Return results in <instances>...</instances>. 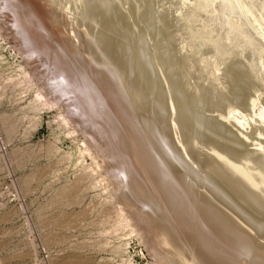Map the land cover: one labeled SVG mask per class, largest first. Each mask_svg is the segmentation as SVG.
I'll return each mask as SVG.
<instances>
[{
    "label": "rangeland",
    "instance_id": "1",
    "mask_svg": "<svg viewBox=\"0 0 264 264\" xmlns=\"http://www.w3.org/2000/svg\"><path fill=\"white\" fill-rule=\"evenodd\" d=\"M1 1L2 0H0V2ZM36 1H37L38 5H41L42 8L45 9L46 14H47L46 15L47 19H45L47 22L43 21L42 25L44 24L45 25V26L43 25L44 27H49L50 26L48 29L51 30V31H53V29H54V33L56 32L55 33L56 35L55 34L54 35L59 37L60 40L64 44L66 43L67 47L71 48L72 52H73L74 49H75V51L79 50V52L76 51L75 53H78L81 56H79L78 54H74V52H73V54L76 55V58L78 60H81L82 59L81 57L85 56V58L83 57V59H86V62L88 61V63L90 65H92L94 68H96V71H99L101 74L103 73V76H105V78H106V80H105L106 84L111 87V89L114 91V93H117L116 95H118V98L115 96V100L117 102H119V98L121 100V97H120L121 91L120 90L122 88H125V87H122V88L120 87L121 83H123V84L127 83V81L130 80L128 78H131V81H136V79L133 80V78H132V76L134 77V75L136 76L135 78H138L137 82L140 79V81H142V82H140V81L139 82L142 83V84H143V82L144 83L146 82V84L148 83V81L144 77L148 76L147 79L149 80V78L153 75L150 80H152V82L154 83V84L151 83L153 85H155L156 82H157V85L153 86L154 88L156 86L157 87L155 88L154 93L152 92L155 95V97L159 96V95L156 96V94H158L156 92L161 91V93H162L164 91V89L167 90L166 87H169L171 85V84H168L167 78L170 75H172V79L170 77L168 79H170L171 82L172 81L174 82V83L172 82L173 86H174L175 83H177V80H178L179 77H180L179 78L180 80H182L181 77L182 78L184 77L183 78L184 80H182V81L178 80L179 83L177 85H175V86H177V87H175V90L178 87H181V86H183L182 89H184L185 85H181V84H186L188 82L187 84L189 86H187V84H186L187 90H189L191 88V89H193V91H195L194 90L195 88L191 87V85L189 84V81H191L190 83H192V85L194 84V87H195V85H199L198 86L199 89H197V86H196V91L197 92H198V90L201 91V90L205 89L203 91L205 93V95H209L210 94V98L214 97V95H215L214 99H216V100H215V102H213L212 101L213 98L210 99L209 96H207V98L210 101L205 99L206 103L209 101L211 103V105H212V107H211L212 109L210 107H208L211 110H210V112L209 111L206 112L207 111L206 109H208L207 106L204 107V110H206V111H203V109H202L203 108L202 107L203 104L206 105V103H204L202 101L204 99V97L202 96L204 93L202 91H201V93H203L202 95H201L200 92L196 93V95H195V92H194V96L198 97L197 95H199V93H200L201 97H203V99L201 101H200L201 97H199V101L201 103L203 102V104L200 105V107H199V105H197V104H201V103H197L196 104V102L192 101L194 98L189 102L190 104L186 103L187 101H189L188 98H190V99L192 98V97H190V93L191 94L193 93V92H191L192 91L191 89H190L191 91H188L189 94H187V95H189L188 98H187L188 100H186V102L183 103V101L187 97V95L186 96H184V95L186 93H188V92L186 91V93H183L184 94L183 95L181 88H178L179 91H174V87H173L174 93L173 92L170 93V91L172 90V88H171L172 86H171V87H169V90H167V91H169L168 93H170V94H168L169 95L168 97L170 98V100L172 99L171 101H174L176 99V100L180 101L179 99L181 97L180 98L179 97L175 98L176 95L178 96V94H176V93L179 92V94H181L182 97L183 96L185 97V98L183 97L184 100L182 99V103L184 105L186 104V107H188V108L187 109H183L184 113L181 110V112H182L181 113L182 115H181L180 111H178L179 109H175V107H176L175 106L174 107L175 111L177 110V112H179L180 115L178 113L174 112V116H171V114H173V113H171L172 110L171 111H169V110L171 108L173 109L174 103H172L170 101L169 104H165L167 102V98H168V97H166V101L164 100L163 101L164 103H161V104H163V107H165L164 109L168 110V111H166V110L163 109V111H166L165 115H168L167 113H170L169 115L171 116V117L170 116H166L167 117V119H166L164 113H161V111H160V109H161L160 106L162 107V105H158V103H157L158 106L155 107V105L150 104L151 102H153L155 100V97L151 95L152 94L151 91L153 89L150 90L149 87H148L149 83L151 82L150 80H149V83L147 85L146 84L142 85V84H140L138 82L137 85L138 84L141 85V86H139V88L137 87V85H135L136 86L135 87L133 85V82H132V85H131V83H129L130 84L129 86L127 84V86L129 88L126 87L125 88L126 91H127V88H128V90H131L132 92H136V93H133V94H137L138 93L137 95H139V93H141L140 94L141 96L138 97V96H134L133 95L135 97V99H136L135 100L133 98V96H132V92L130 93L129 91H127V92H129V94L127 95V92L124 89H122L123 91L126 92V93H124V95L126 94L127 97L130 99V100H128L129 103L131 102V104L128 105V101L123 100L124 114H125V116L127 115V116H130V117L131 116L135 117V120L131 123V126H130V129L132 128L131 131H132L133 134H132L131 137L129 136V138H127V140H125V142H128V144L130 146L132 145L131 149L133 151H135L134 154H135V156L137 158L138 157L139 158L143 157L145 161H144V163L142 165L141 164L139 165L138 170L137 169H133V168H130V169L128 168V172H126V169H125L124 172H126V173H125V175L123 173L124 176H122L120 174H117L118 176L120 175V177L122 176L121 178H125L126 177L125 179H122L123 180L122 181V180H120V178L118 176H116V174H115V172H116L115 170L116 169L114 170L113 168H110V167H106V166L104 167V164L102 165V162L100 161V157H98L97 151L94 150V148L90 146L88 141H86V133L85 132L87 131L86 129L90 126L89 125L90 121H89V119L87 121L85 120L83 122L84 125H81V124L78 125V122H76L79 119V116L76 115V109H77V104H78L77 97L75 95L72 96V101L73 102L70 105H68V104L64 105L63 103H61L59 101L55 102V99L52 97V95L50 93L51 92L50 89L48 90V84H47L48 82H47V80H45L46 77H47V76L45 77V73L47 75L49 69L52 68V61L49 60V58H48L49 55L45 54L43 52H39V51L38 52H34V55H32V56H30L28 54L26 55V53H25L26 44L23 41V37L21 35H19L18 31L13 30V29H8L5 32V34H3L2 27H1L2 26V22L4 24H10L14 20V18L16 17V12H14L15 11L14 8H17V7H13L14 5H12V6H9V8L8 7L6 8V6H5V9H4L3 8L4 6L1 7L2 5L0 3V5H1L0 6V20H2V21H0V28H1L0 29V264H162V262L165 261L164 260L165 256H166V259H167L168 255H170L171 257L169 256L170 258L168 257L167 260H169V262H172L173 264H175V262H176V264H180V263H183V264H185V263L186 264L187 263L195 264V261H197L198 257H200V259L198 258L197 262H200L202 264L203 263L204 264L205 263L206 264H208V263H210V264H219L221 262H218V261H222V260L223 261H225V260H228V261L231 260L232 261V259L234 260V262L230 261L232 264H251V263L252 264H260V262L262 264V261H259V259L257 261L253 260L252 262H250V260H249V262H248V260H247L248 257L247 256H249V255L247 253H250V251L248 250V247H246L247 244H245V246L241 245V239L240 238H241V234H242L241 232H243V231L245 232L246 228L248 229V226H249V225L247 226V224H246L247 221L246 220H245L246 221L245 224H243L244 222H241L242 220L244 221V219H242V217L243 218L246 217L245 219H247V217L251 216L250 217V218H252L251 221H250L249 218L247 219L250 222H252V224L248 222L251 225H253V220L257 221V222H260V223H262L261 220L264 222V214H263L264 213V211H263V209H264V206H263L264 205V201L261 200L262 193L261 194L259 193V192H263L264 191V188H262L263 191L260 190L261 186L264 187V185H262L263 183H261V185H259L260 188L257 187V188H251V189H249L247 185L246 186L244 185L245 186L244 187V192L245 193L244 192H241V193L239 192V193L241 195H242V193H243V195L250 193L251 197L249 195H246L247 200H244V198L246 199V197L245 196L243 197V196H241L239 194L240 197L239 196L238 197L241 200H242V197H243V201H244L243 203H240L239 201H241V200H239L238 197H235V195L238 193L241 185L244 183V182L242 183L240 181L244 180L245 184H247V183L250 184V180H252V179H250V176H251V178H252V176L253 177L256 176L257 171H256V173L255 172L253 173L252 172L253 169L254 170H258L256 167H258L260 169V166L263 165L261 167L262 168L261 171L263 172V170H264L263 169V167H264L263 163L264 162H261L262 165H260V166L259 165L256 166V164H258L256 162L259 159L261 161H263L262 159H264V157L257 158V159L254 158L253 154L251 152V144H248L247 146H243V147H239L238 146V148H236V150L234 148H232L235 145H236L235 147H237V141H236V139H235L233 134H232L233 135L232 136L230 132H228V134L225 133L227 131V127L226 126L224 127V123H223V122H225V125L228 124L227 119H229V117L227 115H224V114L227 113L228 109L230 111H232L234 109V105L236 104L235 106H237L238 102L237 103L233 102L235 100V99H233L235 95L236 96L240 95L239 96L240 98H242V97L245 98L246 97L245 99L247 100L246 101L245 99H242L241 103H240L241 99L238 100L239 97H236V100H235V101H239L240 105L243 103V107L242 108H244V109L246 108L245 110L243 109L244 112H242L241 111L242 108H240L241 109L240 110L241 114L243 115V119L242 120H244V118L247 119V118L251 117L250 116L251 113H249V110H251L253 108L258 109L259 108V104L261 106L262 105V100L264 101V86H263V84H264V43L262 41H260L261 39L260 40L258 39L259 43L257 42L258 40L257 41L255 40L258 43L257 46L259 45L258 47L256 46L257 49L255 48V50H257V51L250 50L248 47L246 49H244V50L241 49V52L244 51L243 54H244V58L245 59H243V60L248 66L247 69H243V67H242L243 65L241 63H239L238 60H236L237 59L236 58L237 55L240 53V48L237 50V47H236V50H235L234 48L231 49V48L227 47V48L231 49V50L228 49V51H227L226 48H225L226 50L225 49L224 50L221 49L220 50L221 51L220 52V54H221L220 56L217 55L219 52H216L217 49H215V45H214L215 44L214 43V41H215L214 39H215V35H216L215 32L219 29V27H217V26H219V23H218L219 21H217L218 19H216L217 18V10H218V9H216V6L219 4V1H221V0H214L213 4H209L210 2L209 3L206 2V3H208V5L206 4L205 7H203L204 5H200L199 4L201 2L200 0L199 1L197 0L198 2L196 0H195V2H194V0H191L192 2H194L193 4H195L197 2L198 5H199L198 8H200V9L193 10L195 14H192L193 11H192V13L189 12L188 14L186 12L185 13L183 12L184 15L182 13L180 14L179 9H178L179 6L176 7V5H178L177 2H180V0L179 1L178 0H174V1L173 0H171V1L170 0H157L158 4L154 3V5L156 4V6L158 8L159 7L160 8L158 9V8H156V6H154V8H153V6H152V10L156 9L155 12L153 11L154 13L151 10V12H152L151 14H154V18L155 17L158 18V16H160L162 14L165 15V16H170V14H173V12H174V16H175V14L177 15L178 12H179V15H180L178 17L176 16L177 18L176 17L174 18V16L171 15L173 17V19H170V20L166 21L167 25L166 24L164 25L163 30L166 32V35L168 36V38H167L168 40L166 39L167 40L166 41V44H167L166 48L162 49L161 44H160L161 43V41H160L161 38L159 39L160 36L158 37L160 31L157 32L158 29L161 30V28H159V26H157V24L154 23L153 27H155V25H156L157 29L155 27L154 28L155 30L153 31V27H152V29L149 28L150 31H147V32H149L148 33L149 35H148L143 30L144 26H145V29H146V26H147V25H145L146 24L145 22H147V21H145L146 20L145 16H141L142 18H139L140 15L138 17H135V16L131 17V15L133 13L131 11H134L133 7H131V6H134V4H133L134 2H136L135 3V5H136L137 3H139V1L138 0H130V1L133 2L132 3L133 5L132 4L130 5V1L129 0H127V1L126 0H123V1L119 0L120 4H122V5L120 6L119 3L117 4V1H116V4L118 5V7H117V5H116V7L117 8H122L124 6L123 7L124 10L122 9L124 14H125V16L123 18L124 19L123 22H125V21L130 22L131 21L130 18H132V21L130 22L131 26H132L131 27V31L130 32H126L128 34L127 37H125L126 35L124 36V34H123V37H121L120 40H122V42L125 43V41H123V38L125 37L126 39L129 38L127 40V41H129L128 44L133 42L131 40H134L133 38L134 37L136 38V36L139 34L140 31H138V30H141L142 32H144V34L140 32L141 34H139L138 36H141L143 34L144 36L143 35L142 36L145 37V39H148V37H150V39H148L149 43L146 40H144V39L143 40L145 42H147V43H142V42H144L143 40H142V42L140 41L141 43L138 42L140 48L138 47V45H137V48L140 49V50H137L133 46V44L131 43L130 45L133 46L136 49L132 53H129L128 46H130V45L126 46V45H121V43L120 44L118 43L119 45L123 46V56L122 57H123V59H125V61H126L125 63L128 62L130 64L129 65L127 63V65L129 67H126L127 65H125V63H124L125 66H124V68H122V70H124L125 68H128L129 70L131 69V70L129 72H126V70L128 71V69H125L124 71L117 70V69L116 70L120 71L119 73L124 72L121 75H126L127 74V76H128V73H130L131 77L128 76V78H126L127 79V81H126L125 79L122 80V77L120 76V74H119L118 77H116L117 79L112 76V72L114 71V70L112 71L113 67L114 66L117 67V65L119 63V60L121 59V57H120L121 56V51H120V54H118L119 53V50H118L117 51L118 55L116 54L117 56H115V54H113V52L116 53L115 51H113V52L110 51L109 49L106 48L105 45H102L103 43L101 41L99 42L98 40H95L97 38L94 36V38H95L94 39L93 36H92V35L95 34L93 32L94 30L92 28L96 29L97 25L99 27V24H96L98 22H96V23L94 22L95 24L92 23V27L90 28L92 31H90V29H89V32H86L85 29H83L85 27L84 26V24H85L84 23L85 22L84 18H85L86 12L82 13V14H84L83 15L84 18H83V16L81 15L82 11L80 12V10L81 9L86 10V8H87L86 4H85V6H86V8H85L84 3H82V1L80 2V0H74V1L73 0H68V1L67 0H65V1L64 0H57V1L56 0H36ZM90 1L91 0H87V1H85V3L88 2V4H91ZM106 1H108V0H106ZM191 1L190 0L188 1V2H190L189 5H191L192 7L197 5V4H195L193 6V4H191L192 3ZM203 1L204 0H202V2ZM259 1L262 2V0H258L257 3H255L253 1V3H254L253 5L258 6L259 4H262ZM103 2L105 3V0H103ZM108 2H109V4L107 2H106V4H108L110 6V3H111L110 0ZM123 2L125 3V5H124ZM144 2L146 3L148 1L144 0ZM169 2H171V3H169ZM239 2H241V3H238L237 6L240 7V8L243 7V5H242L243 3L242 2H244V1L241 0ZM80 3H82L81 4L82 6L80 5ZM141 3H143V0H142ZM204 3H205V1H204ZM106 4H104V5L100 4L99 8H101L100 6H103L104 9L107 8L108 5H106ZM105 5H106V7H105ZM129 5H130L132 10L130 9ZM137 5L140 6V3L137 4ZM137 5H136V7L134 6V8H137ZM158 5H160V6H158ZM72 6L74 7V9H73ZM75 6H78L79 8L75 7ZM140 7H142V6H140ZM202 7H203V10H202ZM207 7H208V9H205ZM218 7H219V5L217 6V8ZM127 9H129L131 11H129ZM139 9L140 8L135 9L137 11V13H138ZM63 10H65V11H63ZM72 10H74V11H72ZM55 11H56V13H55ZM69 11H72V14H70L71 12L69 13ZM136 11L133 13V15L134 14L137 15ZM198 11H199V13H198ZM73 12H75V13L73 14ZM215 12H216V14H215ZM219 12L220 11H218V15H219ZM3 13L5 14L4 15L5 17L3 16ZM100 14H103V13L100 12ZM208 14H210L211 16L208 15ZM72 15H74V16L72 17ZM142 15H144V14H142ZM214 15H216V16H214ZM261 15L262 14H260V17L257 18L258 21L256 20L255 24L253 25V28H256V30L258 28L257 26H259V24H261L263 22V20H264L263 19L264 15H262V16ZM213 16L216 17V18H214ZM19 18H23V16L19 17ZM151 18H153L152 15H151ZM156 18L153 19V20H157ZM142 19H144V21ZM183 21L185 22V24H184ZM235 21L233 20L232 24L235 23ZM142 22H144V25L142 24ZM46 23H48V26H46ZM137 24H138V27H137ZM186 25L188 27H186ZM52 26H53V28H52ZM192 26L195 27V29ZM197 26H199V27H197ZM119 28L121 29V26L118 27V24L114 25L113 29H114V33H115L114 35L115 36H117L121 32ZM190 28H191L192 32H191ZM215 28H217V29H215ZM43 29L45 30L47 28H43ZM115 29H117V30H115ZM151 31L153 33H155V31H156L157 35L154 36L155 34L154 35L152 34L153 36H150L151 35L150 34ZM207 31H208V33H207ZM27 32L29 33V31H27ZM27 32H25L26 36L28 35ZM136 32L138 34L135 36ZM161 32H162V30H161ZM190 32H191V35H190ZM175 34H176V37H175ZM181 34H182V36H181ZM204 34L207 37L209 36L210 38L208 37L209 38L208 39ZM246 34H247V36H250V34L249 35H248V33H246ZM145 35L146 36L148 35V37H146ZM188 35H189V37H188ZM28 36H30V35H28ZM90 36H92V37L90 38ZM244 36H245V34H244ZM247 36H245V37H247ZM155 37H158L160 43L156 40L157 38L154 39ZM142 38L140 37V39H142ZM151 38L154 39L153 43H155V40H156V45H154L151 42L152 41ZM204 38H207V41ZM261 38H263V40H264V34L261 35ZM137 39H139V37L134 40V45L138 44V43H135V42H137L136 41ZM45 40H46V38H45ZM86 40L87 41L91 40V42L88 41V43L90 42L89 44H92V45H90L91 47L88 46V43L86 44ZM202 40H204V41H202ZM250 40H251V38H250ZM97 41H98V43H97ZM255 41L253 39V41H252L253 44L255 43ZM150 42L156 47L154 48V46ZM203 42H204V45H203ZM199 43H200V45H199ZM95 44L97 45L96 47H95ZM126 44H127V42H126ZM148 44L153 46V48H151V46L148 45ZM159 44H160V47H157V45L159 46ZM251 44L252 43L250 42V45ZM145 45L150 46V48L153 49L152 50L153 52L151 53L150 52L151 49L149 50V47L147 46L148 48H146ZM254 45L252 47H255ZM80 46H81V48H80ZM125 46H126V49L128 48V53L126 52L127 50L125 49ZM200 46H205V47L202 50L201 48H203V47H200ZM100 48L102 50V52L100 53L101 55L100 54H96L98 51L99 52L101 51ZM102 48L107 49L106 50L107 52L109 51L110 54L112 53L113 56H115V59H116V60L114 59L115 62L111 58L113 56L110 55V54H109L110 56L107 55L106 54L107 52H105V54H103L104 56L107 55L106 58L108 59V61L105 60L106 58L104 56H102V53H104L103 52L104 49H102ZM144 48H146V49H144ZM196 48H198V49L196 50ZM199 48H200V50H199ZM158 49L159 50L162 49V50L159 51L160 53H156L154 55V52H157ZM131 50H133V49H131ZM131 50H130V52H131ZM146 50H148L150 52V55H148L149 52L146 51ZM164 50H165L164 54H169V53L173 54L174 53L173 57L177 58V59L175 58L177 60V63L175 62V65L178 64L177 66H174L173 63H171L173 65V67H171L172 65L169 66L170 63L166 62V61H168V60H166V58H164L165 59V63H164L163 62L164 60H162L163 59L162 57H159V59L157 57H155L156 55L161 54V52H162L161 55H163V51ZM178 50H179L180 54H179V52H177ZM136 51L139 52V54L143 53L144 56H146L144 58V56L140 55L141 58L143 57L141 59V62H139V59H137V56L139 57V55L137 54ZM197 51H199L200 53L197 52ZM226 51H227V53H226ZM251 51H252V54H249V53H251ZM260 51H262V52H260ZM80 52H81V54H80ZM175 52H176L178 57L175 56L176 55ZM254 52H256V54ZM35 53L39 57H36ZM93 53H95V54H93ZM133 53L137 54V56L135 54L136 57H134L135 61L132 58L130 59V55L132 57ZM128 54H130V55H128ZM152 54L154 55L153 57H155L154 59H157L159 61L156 62L154 60L155 61L154 62L153 59L151 58ZM247 54H248V56H247ZM98 55H99V57H98ZM216 55H217V57H216ZM77 56L79 58H81V59H79ZM100 56H102V58H103V60L105 62H101L102 59H101ZM108 56H109L110 59L108 58ZM231 56H233V57H231ZM116 57L117 58L119 57L120 59L118 58V60H117ZM163 57H165V56L163 55ZM36 58H39V59L37 60ZM96 58H98V59H96ZM232 58H235L236 62L232 61ZM30 59L31 60L34 59L35 61H31ZM149 59L152 60L150 62L151 63L150 65H152L153 62H154V64L157 63V65H154V66H157L158 68H160V70H162L161 71L162 74L164 72L165 75L164 74H163V76H159L161 74L154 75L156 72L157 73L160 72V71H158L159 69L157 67H156L157 71H155L156 69H155L154 66L152 67V66L148 65V66H150L149 67L150 70L153 68V70H151V72L155 71V72H153V74L152 73L150 74V70L149 69L145 70L146 68H148L147 66H146V68H144L145 67V62L147 60V63H148ZM97 60L99 62H96ZM144 60H145V62H144ZM49 61L51 63H49ZM116 61H118L117 64H116ZM137 61L140 64L142 63L141 66H140L141 69H139V70H138L139 66L136 65V64H139V63H136ZM107 62H108V64L110 63V65L113 64L114 66L113 65H112V67L109 66L107 64ZM162 62L164 63V65L162 64ZM231 62H232V64H231L232 66H230V68H229L228 64H230ZM102 63H103V65H102ZM147 63H146V65H147ZM158 63H160V64H158ZM252 63H254V64H252ZM165 64L168 65L170 68H167L168 67L167 66L166 67L167 69L165 68L166 71H163V69H164L163 66L165 67ZM106 65H107V67H106ZM158 65H161L163 69L161 68V66H158ZM186 65H188L187 66L188 68L186 69L188 72L185 70L187 73H185V71H184V67ZM136 66H138V67H136ZM174 67H175V70L178 69L177 71L173 72V73H176V75H174V76H179L178 78L173 77L172 70L174 69ZM232 67H234L233 68L234 70H232ZM143 69L147 73L145 71L144 72L141 71V72L138 73V71L143 70ZM168 70L171 72V73L169 72L170 75H168L166 73V72H168ZM235 70H237V72L239 71V74H237V72ZM178 71H179V74H178ZM38 72H40V73H38ZM183 72H184V76H183ZM234 72H236L235 76L238 75L237 78L234 77V74H233ZM255 72H256V74H255ZM140 73L142 75H136V74H140ZM143 73H145L146 75L144 74L145 75L144 76ZM180 73H182V75ZM202 73H204V74H202ZM101 74H98V75H101ZM185 74H187V75L190 74L191 75V80L188 79V78H190V75L189 76L186 75L187 78L185 79ZM110 75L113 77V79H112V77ZM137 76H139V77H137ZM141 76L143 77V79H145V81H143V79L141 80V78H140ZM155 76L159 77V79L157 77H155ZM165 76H166V78H165ZM241 76H242V79H241ZM119 77H121L120 78V80L122 81L121 83L118 82ZM123 77L125 78V76H123ZM163 77H164V79H163ZM155 78H156V81L154 80ZM202 78H206L208 81H205L206 79H202ZM234 78L236 80L238 78H240L242 82H244V80H246V78L248 80L245 81L246 83L244 82L245 86H243L244 83L241 82L242 86H243L242 87L241 83H239L240 79H238L239 81L237 80V83H238L237 84L235 82L236 80ZM232 79L234 80L235 84H234V82H232ZM157 80H159L160 83ZM161 80L162 81L165 80L163 82L164 84L161 82ZM202 80H204V82H206V84ZM183 81H186V82L184 83ZM105 82H104V84H105ZM165 82H167V83H165ZM180 82H181V84H180ZM251 82L254 83V84L251 85L252 84ZM169 83H170V81H169ZM231 83L234 84L233 86L237 85V86L234 87L235 90L233 89V94H234V92H236V93H238V95L236 93L233 96H232V94L231 95L228 94V93H231V92H228V90H226V89H229V87L231 86ZM123 84H122V86H123ZM134 84H136V82H134ZM165 84H167V86L163 87V86H165ZM100 85H102V84H100ZM100 85H99V88L101 87ZM103 85H102V87L100 89L104 88L105 85L104 86ZM160 85L162 86L161 90H160ZM256 85H257V87H256ZM124 86H126V84ZM132 86H134V87H132ZM144 86L148 87V88H145V92L144 93H146V89L147 90L149 89L148 90L149 92L148 91L147 92L151 93V94H147V93L146 94L147 95H151V96H149V98L154 97L153 98L154 100L151 99L153 101L149 102V104H150L149 106L146 105L148 103L139 102V103H142V104L137 103L138 105L135 103V102L140 101L141 98H142L141 101L144 98L145 100H143V101L147 102L146 100L148 99V96H147V98H145L146 96L144 97V95H145L143 93L144 89L142 88ZM202 86H205V87H202ZM233 86L231 88H233ZM238 86H239V89H238ZM46 87H47V89H46ZM240 87H241V89H240ZM247 87H249L248 88L249 91H248V89H247V91L249 92V94L251 93L250 95H252L253 94L252 92L255 91L254 92L255 94L252 95V96H254V98L251 97L248 94L247 91H245L246 89L244 90V88H247ZM251 87H252V89H250ZM254 87H255V89H254ZM133 88H135L134 89L135 91L132 90ZM141 88L143 90H141ZM170 88H171V90H170ZM214 88H215V90H214ZM231 88H230V90H231ZM157 89H158V91H157ZM242 89H243L245 94L243 93ZM139 90H140V92H137ZM185 90H186V87H185ZM185 90L183 92H185ZM251 90H252V92H250ZM110 91H108V93H110ZM219 91L220 92L227 91L228 93L225 92L223 96H226V94H228V98H229V96H232V97H230L233 100V101L231 100V102H230V98L229 99L228 98H224V99H228L227 101H229V103L232 104V105H228L231 108H229L226 105L228 103H227L226 100H224L222 98L223 97L222 93H220ZM239 92L241 94L243 93V95L241 96V94ZM214 93H217V95L219 94L221 96L220 97V98H222V99H220L221 101L218 100L219 96H217ZM105 94H107V93L105 92ZM172 94H173V96H175L174 98H171V97H173ZM246 94H248V95L244 96ZM129 95L131 96V98L129 97ZM211 95H212V97H211ZM136 97H138L139 99L136 98ZM196 97H195V99H196ZM169 98H168V100H169ZM249 98H251V99L253 98L252 99L253 101L251 99H249ZM131 99H133V101ZM248 99H249V101H248ZM157 100H159V99L156 98V101ZM223 100H224V102L226 104L223 102ZM243 100L245 102H243ZM155 102H154V104H155ZM160 102H162V100ZM191 102H192V104L195 103L200 108L198 110L199 111V115H197V116L194 115L193 118L194 117L195 118L198 117L201 120V121L198 120V118L197 119H195V118L193 119L192 118L194 120L193 122L191 121L192 124L194 126H196V127L198 126V124H201V125L203 124L202 125L203 132L206 133V130H207L208 131L207 134H210L211 132L209 133V130L212 131V134H210V136L213 135L212 136L213 138H215L214 137V132L215 131L211 130V128L216 127V132L218 133V136H219V138L218 137H216V138L221 140L220 141L221 143L218 140L216 141V143L219 142L218 144H220V145L222 144V141L224 143V145H223L224 148L220 147L222 151L219 148V152H221L222 156L223 155L225 156L226 151L228 150V148L231 147L230 149L235 150L234 151L235 152L234 153V157L235 158L234 157L230 158V156L228 157V155L225 156L226 158L228 157V159H226L224 156H223V158H225V159L220 158L218 156H221V154L218 152L219 153L218 156L214 155L216 157L213 160L210 159V158L214 157V156H212L214 154V150L212 151V149H218V147H217L218 145L210 143L211 140H210L208 135H207V138H206V135L203 138V136H204L203 134H201V135L199 134L200 137L199 136L198 137L195 136L193 134L195 132V130H196V129L193 128L194 126H192V128L194 130H191L190 126H189L190 128L186 129V127H188V126L182 125V126L185 127L186 130L189 131V129H190L192 131V134L196 137V139L193 137V135H192V139H191V137H190L191 136L190 135L191 131L189 132V134H188V131L186 132L185 130H184L185 132L182 131V133L179 132V131L177 132V130H181L182 129V127L180 128L181 123L184 124L185 123L184 120H187V118L191 116V115H189V114H191V111L193 113L194 108L197 107V106L193 107ZM249 102H252V103H249ZM187 104H189V105L187 106ZM244 104H246V105H244ZM250 104H251V106H250ZM263 104H264V102H263ZM134 105L135 106L137 105L136 108H135ZM165 105L167 107L170 106V107H168L170 109H167V107ZM207 105H208V103H207ZM211 105H208V106H211ZM248 105H249V107H248ZM143 106H145V107L143 108ZM152 106L156 108L155 110H157V116H155L156 114L151 115L152 113H155V112L152 111V110H154ZM244 106H247V107H244ZM157 107H159L160 109H157ZM198 107H197V109H198ZM237 107L239 108V105ZM263 107H264V105H263ZM137 108H138V110H136ZM139 108H141L143 110V112ZM148 108H149V111L147 110ZM236 108H235V110H236ZM249 108H251V109H249ZM68 109H70V110H68ZM134 109H135V111H134ZM145 109H146V111H145ZM174 109H173V111H174ZM197 109L195 108V111H197ZM260 109L264 110V108L263 109L260 108ZM67 111L70 114V116L73 118V120H72L71 117L68 118L69 115L67 116V114H68ZM158 111H160V112H158ZM185 111H187L188 114H187V112L185 114ZM245 111H247L248 113H246ZM200 112H204L205 115L203 113H200ZM196 113H198V112H196ZM209 113H211V115H209ZM221 113H223L222 116L220 115ZM145 114H146V116H145ZM158 114L160 115V117L164 116V118L163 117L162 118L159 117L160 118L159 119L158 118V116H159ZM184 114L188 115V116H186L187 117L186 119H182V118L185 117V116L183 117ZM194 114H195V112H194ZM207 114H208V116H211V117L215 116V119L219 120V122L215 121L214 118L213 119L211 117L208 118L206 116ZM241 114H239V115H241ZM177 115H178V117H177ZM179 116H180V119H182L183 121H181L180 119H179L180 121L178 120ZM181 116H182V118H181ZM205 116H206L207 119L205 118ZM225 116L228 117V118H226ZM173 117H174L175 123H176V121L178 122L179 126L177 125V123H176V125L180 129L177 127L178 129L176 130V127H175L176 125L174 123V120L172 122V120L169 119V123L166 121V120H168V118L173 119ZM176 117H177V119H176ZM220 117L221 118L223 117L224 120L221 119ZM116 118H118V116ZM157 118H158L159 121L157 120ZM202 118H203V120L205 118V121L208 120L207 125L205 124L206 122L203 123ZM210 118H211V120H209ZM241 118H242V116H241ZM162 119H164V121ZM225 119H226V121H225ZM117 120H119V119H117ZM212 120L215 122V123H213L214 125L211 124V123L209 124V121L213 122ZM148 122H149V124L152 125V129L154 130V133L155 134L157 133L163 140L165 139L164 142H166L167 145L168 144H171V145L172 144L173 145L176 144L175 145L176 147H172L173 145L172 146L170 145V148H169V145H168L167 146L168 149L165 148V150H164L163 147L161 148L160 145L157 144V143H155L156 146L152 145V144H154L155 141L153 139L151 140V138H152L151 135H148L147 133H145V129H146L145 127L146 126L144 124L148 123ZM170 123H172L171 126L173 125L172 126L173 128H170L171 127ZM192 124H190V125H192ZM221 124H222V126H220ZM162 125H164V126H162ZM208 125H209V127H208ZM210 125H212L213 127H210ZM174 128H175L176 131H174ZM170 130H172V131H170ZM217 130L220 131V132H218ZM221 131H223L224 134H222ZM172 133L175 134V136ZM178 133H181V134L179 135ZM184 133H186L187 135H190V136L186 135V137H190V138H186L185 139V136H184L185 134ZM220 134L222 136L221 139H220ZM134 135H136L137 138ZM181 135L184 136L183 137L184 139L182 138ZM228 136H229V138H228ZM252 136L254 138L256 136V134L252 135ZM132 138H134V141H133ZM174 138H176V139H174ZM177 138H178L179 141L177 140ZM197 138L198 139L199 138L200 139L201 138H203V139H208L209 138L208 139L209 141L208 140L207 141L204 140L205 143L208 142L207 146H206L205 143L202 144L203 140L199 141V146H204L206 149L209 148L207 151L205 150L204 147L203 148L201 147L203 150L200 149L199 146H197L198 143H196V145L194 144L196 142V140L198 141ZM213 138H211V139H213ZM223 138L227 142H231L232 140H235L236 144L233 146L234 141H232V143H233L232 146H231V143H230V147H228L229 144L226 142V145H225V141H224ZM182 139L186 141V142L182 141L184 143L183 144L184 146H181L182 144H178V143L181 142ZM172 140H173V142H172ZM192 140L194 141V143L192 142ZM174 141H175V143H174ZM134 142H136V144ZM140 142L143 145L139 146ZM188 142L190 144H188ZM191 142H192V144H194L197 147V149H195L196 148L195 146H194L195 148H193V145L191 144ZM251 142L252 141H250V143ZM134 144H135V146H134ZM185 144H186L187 148H185L186 147ZM188 145H192V147L188 146ZM157 146L160 149H158ZM226 146H227V148H226ZM178 147H180L181 149L178 148ZM247 147H248V149H247ZM190 148H191V150H190ZM240 148L241 149L243 148V150H241L243 152L239 151ZM230 149L228 151H230ZM181 150L183 151V153L185 152L186 154L185 153L183 154L181 152ZM189 150L190 151L194 150L193 152H196V153H198V150L202 151L200 153L206 154V156L204 155L205 158L202 156V159L204 158L203 159L204 163L206 162L205 161L206 157L207 158L209 157L207 160H210V161H207V164L205 163L203 166H201L203 164V160L201 159V155L202 154L198 153L199 154L198 156H199V158L201 160V163L199 164L197 162V159H199V158H197L198 156H196V154H194L193 152L191 153ZM209 150H211L212 152L209 151ZM139 151H140V153H139ZM143 151H146L145 154H144ZM161 151L162 152L165 151V153L163 152L161 154L160 153ZM205 151H206V153H205ZM208 151L211 152V155H209V156L207 155V153L210 154ZM216 151H218V150H216ZM224 151H225V153H224ZM157 152H159L160 154H157ZM179 152H180L181 155L179 154ZM236 152L239 153V155L241 153V156L239 157V155H237V157H236V154H237ZM151 153H152V156H151ZM232 153H233V151H232ZM176 154L179 155V156H177ZM190 154H194V155H190ZM216 154H217V152H216ZM159 155H162V156H159ZM183 155L185 156L184 159H183V157H184ZM242 155H244V156L242 157ZM167 157L169 159H171L170 161H172V162L175 160L177 162L176 166H175V162H173V163L168 162L167 161ZM178 157L181 158L183 161L181 159H179ZM246 157H247V159H246ZM249 157H250L249 160H251V162H249V161L248 162L250 164L252 163V165H253V162L256 161L255 164H254L255 167L249 165V163L246 161V160H248ZM193 158L196 159V160H194ZM229 158L230 159H234L235 160L234 163L236 161H238V159L241 161L244 158L243 160H245V161L242 160L241 162H244V163L246 162L248 165L246 163H245L246 165L243 163L245 165V167H243L241 165L242 163L240 164V161H238V165H236V164L234 165V163H233V165H234L233 166L232 165V161L233 160H230ZM236 158H238V159L236 160ZM162 159L166 160V161H163ZM186 159H188L187 160L188 163L186 162ZM211 160L213 161V164H211L212 166L208 165L209 162L212 163ZM218 160H220L222 163L220 161H219L220 162L219 163ZM227 160H230V161L228 162ZM252 160H253V162H252ZM260 160H259V162H260ZM192 161H193V163H192ZM165 162L170 164L172 168L170 167V165L169 166L166 165ZM180 162H181V167L177 168V165H178V167L180 166L179 165ZM184 162H185V164H184ZM214 162L219 167L222 166V168H224V169L227 168L226 170L228 172H226V170H225L226 175H228V178H226L227 181L230 178H231L230 180H232V181L235 180L236 181V182L233 181V183L230 180L228 181L230 183V186H231V183L233 184L230 189H234L236 187L235 183L239 184L237 182V180L238 181L240 180L239 181L240 185H238L240 187L237 186V188H235L234 190H228V188L230 186H229V183H228V185H226L227 182L226 183L224 182L225 181L224 180L225 177H227L222 171L224 169H222V168L219 169V167L217 169V166L216 167L213 166L215 164ZM227 162L229 163L228 166L231 165L232 168L236 166L234 169H237V167L239 165H241V167H238L239 169L242 170L241 173L244 172L243 171V170H245L244 168H246V166H248V168L252 169V171L250 170L249 173L255 174V176L252 175V174L251 175L249 174L250 176L248 178L250 180L247 179V177H243V178H246L248 182L246 181V179L241 180L243 175H238V174H240L239 172H238V174L236 173L237 175L234 174L235 172L233 173V171H236V170H234V169L232 170V168L228 170V168H230L231 166L228 167L227 166ZM152 163L154 165H152ZM182 163L186 167L182 166ZM190 163H191V165H190ZM218 163L221 164V165H219ZM187 164H188V166H187ZM162 165H163V168H162ZM205 165H206V167H205ZM223 165H224V167H223ZM173 166H175V168H177V169H175V168L173 169ZM195 166H196V169H198L197 170L198 173L196 172V169H194ZM208 166H211V169L213 167V169H217L218 172L219 171L222 172V173H219V175H217V176H220L222 174L225 175L224 177L221 176L223 180L220 179L222 181H219L220 177H217L215 175L213 176V173L215 171L212 174H210L211 171H213V169L211 170L210 168H207ZM154 167H156V168H154ZM183 167H184V169H183ZM187 167H188V169H187ZM172 169L175 170L176 172L175 171L173 172ZM178 169L180 171H181V169L184 170V171H181V173H178V174H182L184 172L182 174V176H180L178 174L176 176L177 171H179ZM189 169H192L194 171L189 170ZM207 169H209V170L207 171ZM157 170H158V172H157ZM185 170L188 171V173L191 171L190 178L192 176H194V177L199 176L200 178L197 177L196 179H194V177H193L192 179H194V181L192 179L190 180V178H188L190 173L186 175V171ZM129 171L135 172V173L132 176H130V174H132V173L131 172L129 173ZM167 171H169V172H167ZM200 171L204 172V173L201 172L203 174L202 176L204 178H202L200 176L201 175ZM229 171H231V172L229 173ZM172 172H173V174H172ZM193 172L196 173L197 175L195 174L196 175L195 176L193 174ZM127 173H128V175H127ZM206 173H207V175H206ZM215 173L217 174V172H215ZM231 173L233 175H231ZM110 174H114V176H116V179H118L117 183H119L120 181H121V183L117 184V183L113 182L111 180L113 178V175H110ZM184 174H185V177L187 179L184 177ZM258 174H259V172H258ZM210 175H212L211 178L209 177ZM128 176L131 177L130 178L131 180H129ZM152 176H154V180L155 179L156 180L158 179V180L154 181ZM168 176H172V179H169L171 177H168ZM232 176H233L234 179L232 178ZM236 176L238 178H236ZM239 176H241L240 177L241 179H239ZM132 177H134L133 179H136L137 181L139 180L138 183H140L142 185V186H140V184H138L137 182H136L137 185L135 183L133 184L134 186H137L138 188L140 187L139 189L137 188L138 191H136L137 189L134 190L136 187L133 189L134 186H132V183H131L133 181ZM143 177H145L144 178L145 181L143 180ZM127 178H128L129 181L127 180ZM149 178H152V179H149ZM165 179H166V181L164 183ZM202 179H203V181H202ZM185 180L187 181L188 184L186 183ZM195 180H197L198 184L201 183L202 186L203 185L207 186L206 184H208V186L206 187L208 189H206L205 187H202L200 184L198 185V187H200V188L202 187L203 188L202 189L203 191H200L201 189H199L197 187L199 189V191L204 193L206 196L211 194L210 197L212 198V196L215 195V193H216V194H218L216 196L218 197L219 201H222V199H220L222 196L225 197V198L227 197L226 199L223 198V200H227L228 202L230 201L229 202L230 204L228 202H227V204H229L231 207H228L226 204L224 206V202L225 201L224 202L223 201L222 202L215 201L216 202L215 204H218L219 206L221 204L220 207H222V205H223L224 210L228 207V209H226L227 210L226 213L229 212V214L232 215L234 218L236 217V219L234 220L235 222H236V220L239 217L238 213L244 212L245 215H243V213H241L243 216L240 214L242 217L240 216L241 218L239 217L240 219L237 220V222L240 221V224L242 223L243 225L235 223L233 221L234 218L232 216H230V215L227 216L225 214L226 210L225 211L222 210L224 213L223 212L222 213L219 212L217 210L219 206H217L215 204L212 205V203L209 201L210 200L209 196H207L208 198H206L203 194H200L199 196H197L196 194H198V191L196 192V194L194 192V190L196 189L195 188L196 186L193 187L195 185V183H196ZM212 180L216 181V185H215V182H213ZM252 181H254V180H252ZM123 182H124V184L126 186L129 183H131V187L129 186L130 185L129 184L128 188L132 189L134 191V193H133L132 190H130L131 191L130 192L129 189H126V191H125L124 188H126V187H125V185H123ZM134 182H135V180H134ZM202 182L206 183V184H203ZM217 182H220V183H218L219 187H216V186H218ZM222 182H224V183H222ZM152 183H153V185H151ZM168 183L171 184L170 187H169ZM115 184H117L118 186H122L123 187V188H120L121 189L120 191L122 193H123V190H124L125 193L130 192L131 194H133V195H130L129 193H127V194L124 193L125 197H126V199L128 201L130 199H132V200H130V201H132V203L134 201H137L139 203L136 204L137 202L136 203L134 202V204L136 205L135 206L131 202H129L130 204L128 203L129 205L125 201L123 202V200H121L122 199L121 198L122 197L121 192H120V195H118V193L116 194V192L114 193V191H113ZM211 184H213L216 187L215 188L214 186H212V189L214 187L215 191L211 189V187H210ZM220 184H221V188H220ZM223 184H224V186L226 185L227 187L225 186L226 187L225 188L223 186V188H222ZM150 185L152 186L151 189H150V187H151ZM148 186H150V187L148 188ZM233 186H235V187H233ZM142 187H144V189L141 190L142 191L141 192L140 189H142ZM218 188L220 189L219 191H218ZM204 189L212 190L214 193L213 192L210 193L211 191H208L209 192L208 193L206 191V193H207L206 194L204 192L205 191ZM221 189H225V190L227 189L228 192L224 191L225 193L224 192L220 193L221 194V197H220V194L217 193V191L218 192H222ZM242 189H240V190L243 191ZM144 190L146 191L147 195H145V192H143ZM235 190H238V191H236L237 192L236 194H235V192H233ZM151 191H153L152 194H151ZM169 191L172 192V194ZM231 191L233 192L232 194H235V195L232 196L231 195ZM148 192L150 193V195L148 194ZM157 192H159V194ZM229 192H230V196L228 197ZM254 192H258V194L261 195V196H259V195L258 196H259V199H260L259 201L263 202L262 205L258 202V200L257 201L254 200L256 198L258 199V197H256L257 195H255L256 198H254L252 200V198H253L252 195L255 194ZM128 194H129V196H128ZM143 194H144L145 198L148 197V196L149 197L147 199H145V198H143L144 197ZM225 194H227V195H225ZM162 195H164V196H162ZM201 195H203V196H201ZM127 196L129 197V199H128ZM161 197L163 198V200H164L163 202L164 203L162 201H159V199L162 200ZM248 197L251 198V201H248L250 199V198L248 199ZM133 198H136L137 200L133 199ZM167 198L169 200L170 199L171 200L169 201ZM235 198L238 199L239 201L236 200ZM262 198L264 200L263 196H262ZM143 199L146 200V201H144ZM206 199H208V200H206ZM213 200H214V198L211 201L213 202ZM143 202H149V204H147V205L148 206L150 205L151 207L149 206V208H147L146 203L144 204ZM155 202H158V203H156L157 205L155 204ZM217 202H219V203H217ZM257 202L259 203L260 206L257 205L256 208H253V206H250V205H253V204L254 205L258 204ZM120 203L123 204L125 207L127 206L128 208H129V206L134 205L135 207L132 206V209H131V213L132 214L129 213L130 211L128 212L129 214L128 213L127 214H125V213L120 214V211H119L120 210ZM140 204L143 205V208L145 210V213L140 214V215L145 216V217L146 216L148 217V215L150 214V212L152 210L150 208H153L155 206H159L157 212H156V210L154 208L152 210V212L155 210L156 214L155 213H151V215H152L151 217L152 218L150 217V215H149V217H150V220H155L154 222H159V223L161 221L164 222V220H165V223H166V227H165L166 229H164L165 232L162 233V234H159V236H158V238L161 239L162 241H164V243L167 244V247H169V248L163 249L164 252L161 251V250L158 251L161 254H163V256L165 255L164 257L162 255H160V253H158V252H157L158 254L155 253L156 252V251L154 252L155 249H152V251H153V253H152L151 250H150L152 247L149 246V245H146V242H145V239H144L146 237V236L144 237V235H146V233H147L146 228H136V226H135L136 222H135L134 219L138 218L140 215H137V214L141 213V210H143V208L141 210L139 209L141 207ZM206 204H207V207H205ZM241 204L248 205V206H244L243 205L245 207L244 208L243 206H240ZM161 206L163 207V209H162ZM204 207H205V209H207V211L204 210ZM241 207H243V208H241ZM259 207L263 208V209L260 210L263 213L262 212H258L259 209H260ZM135 208L138 209L139 212ZM223 208H221V209H223ZM231 208H232V211H231ZM247 208L249 210L250 209H254V210H250V212L254 211L253 212L254 214L250 215L249 214L250 212H249V210ZM236 209L237 210L242 209V211L241 210H240L241 212L240 211H236ZM243 209L245 211L246 210L248 211L247 214H246V212ZM134 210H135L136 213H133ZM161 210H163V211H161ZM177 210H178V212H177ZM228 210H230L231 213ZM147 211H149L148 215L146 214ZM217 211H218V213H220V215L222 214V216L225 214V216H227V220H228V217L229 218L231 217L232 220L229 219V220H231L230 222L233 221L232 224H234V223L237 224V231H240V232H237V233H241V234H237L236 233L235 236L237 238L236 237H232V239H230L228 244L227 243L224 244L223 240L227 236L226 235L227 232H228L227 231V229H228L227 227L230 226V223H229V220L228 221L226 220L225 216H223L219 220L220 215L217 214ZM168 212H169V214H167ZM232 212H233V214H235L237 216L233 215ZM133 214L134 215L136 214L135 215L136 217L133 216ZM255 214H256V216L252 217ZM130 215H132L133 218ZM168 215H169V219L167 217ZM129 216L133 219V221L129 219L130 218ZM179 216H180V218H185V219H181V221H180ZM177 217L179 219L178 221H180V224H182V225H180V224H177V221L175 222L177 225H180L179 228H178V226H176V224L173 223L174 222L173 220L177 219ZM187 218L191 219V220H189V222L190 221L191 222H190V224L188 223V227H187V225H185L186 221H188ZM256 219H258L260 221H258ZM184 221H185V224L182 223ZM192 221L193 222L195 221L193 226H192V223H193ZM218 221L219 222L220 221L221 222L225 221L224 224H226V222H228V224H226L227 225L226 227L224 225H220L222 227L218 226L216 228L215 225L217 224ZM133 222H135V223H133ZM209 222H211V223H209ZM214 222H216V223H214ZM254 223L255 224L252 226L253 230H252V227L249 226L250 229L246 230L247 232L245 234H247V235L249 234V236L253 240L255 238L257 239L258 236H259V238H258L259 240L258 241L259 242L261 241V243L264 245V243H263V241H264V234L263 233L264 232H261L262 229H263L262 231H264V228L261 229V227H258V226H260L259 223H257V225H256V222H254ZM244 225L247 226V227H245ZM255 225L257 227L256 229H254ZM205 226H206V228H205ZM242 226H243V228H245V230H243V228H241ZM191 227H192V229H191ZM177 228L179 230H177ZM214 228H216V229H214ZM222 229H224V230L222 231ZM250 230H251V235H250V233H248ZM212 231H213V233H212ZM144 232H146V233H144ZM217 232H218V234H217ZM224 232H226V233H224ZM252 232L253 233L256 232L255 233L256 235L253 234L254 235L253 236ZM189 233L194 235V236H191L190 238H188V239H190V241L187 240V241H189V243H191V248L189 247L190 244L186 243L187 241L184 242V240H182V239H187V237L189 235H191ZM257 233H259V234H257ZM199 234H200V236H199ZM260 235H262L261 236L262 238L260 237ZM238 236H239V239H238ZM175 237H176L177 242H174V244H173V241L175 240ZM184 237H186V238H184ZM191 238L193 239L192 241H194L193 242L194 244L192 243ZM210 238H211V241H210ZM256 239H255V241H256ZM260 239H262V240H260ZM205 240L209 241V243L207 244V241L205 242ZM203 242H204V244H202ZM211 242H213V243H211ZM230 242L231 243L233 242V243L230 244ZM210 243H211V245L213 244L212 245L213 248H211ZM176 244H177V246H176ZM256 245H258L257 241H256ZM263 245H261L262 248H263ZM201 246H202V249L200 248ZM214 246H215V248H214ZM216 247L217 248L219 247L218 251H216V249H217ZM230 247H232V248H230ZM240 247L243 248L244 252L241 251L242 249ZM257 247H260V246L258 245ZM209 248H210V250H209ZM179 249H181V250H179ZM211 249H212V251H211ZM213 249H215V250H213ZM223 249H225V250L223 251ZM236 249H238V250H236ZM175 250H177L178 252H176ZM199 252L201 253V255H202V252H203V254H206V256L205 255L198 256L197 254ZM213 252H216V253L214 254ZM217 252H219L218 254L222 255L221 256L222 258L220 256H217L218 260L216 258L215 259L213 258L214 255L216 256ZM223 252H224V254H222ZM242 252H243V254H242ZM208 253L212 254L213 256H210ZM226 253H228V254H226ZM245 253L247 254V256H246ZM174 255H176V256H174ZM177 255H179L180 258ZM207 255L209 256V258L212 257V258H210L212 262L210 261L209 258H207L208 257ZM229 255H230V257L231 256H233V257L231 259H229L230 258ZM172 256H174L173 257L174 259L172 258ZM195 256H196V258H195ZM223 256L225 258L226 257H229V258L225 259ZM177 257H178V260H177ZM239 257H240V261H238ZM201 258H202V260H201ZM257 258H259V256L256 257V259ZM161 259H163V261H161ZM182 259H183V261H182ZM203 259L206 262H201V261H203ZM208 259H209V262H208ZM175 260H177V261H175ZM261 260H262V258H261ZM166 261H165L164 264H168V263H166ZM173 261H175V262H173ZM179 261H181V262H179ZM193 261H194V263H193ZM215 261L217 263H215ZM228 261L227 262L225 261L224 263L222 262V264H226V263H228ZM197 262H196V264H199ZM235 262H237V263H235Z\"/></svg>",
    "mask_w": 264,
    "mask_h": 264
},
{
    "label": "bare ground",
    "instance_id": "2",
    "mask_svg": "<svg viewBox=\"0 0 264 264\" xmlns=\"http://www.w3.org/2000/svg\"><path fill=\"white\" fill-rule=\"evenodd\" d=\"M57 1V0H56ZM65 1V0H64ZM68 1V0H67ZM74 1V0H73ZM72 1V2H73ZM82 1V3H84V6H85V4L87 5V8H86V6H85V8H86V10H83V9H81L80 10V12H81V15L83 16L84 14H82L83 12L85 13L86 12V14H85V18H84V16H83V18H84V20H85V24H84V28L83 29H85V31L86 32H89V29L92 27V23H96V22H98V23H96V24H99V27H98V25H97V28L96 29H94V28H92L94 31V35H92L93 36V38H94V36L97 38V39H95V40H98L99 42L101 41L103 44L102 45H105L106 46V48L107 49H109L110 51H115L116 53H114L113 52V54H115V56H117L118 54H120V51H121V59L119 60V63H118V61H116V64L118 63V65H117V67L116 66H114L112 63V65L115 67H113V69H112V76L114 77V78H116V77H118L119 76V74H120V76L122 77V80H126L127 81V79L126 78H128V76H130L131 77V75H130V73H128V76H127V74L126 75H121V74H123L124 72H121V73H119L120 71H117V70H122V68H124V66L125 65H127V63H125L126 61H125V59H123V46H121V45H126V46H128V45H130L131 43L133 44V46L137 49V50H140V49H138L137 48V45H138V47H139V43L138 42H142V40L144 39V40H146L147 42L149 41L148 39H150V37H148V33L149 32H147V31H150V29H152V27L154 26V23H156L157 24V26H159V28H161V30H162V32H161V30L160 29H158V31L157 32H159V35H158V37H159V39H160V41H161V43L159 42V39H158V37H155L154 39H156L160 44H161V47H162V49H165L166 48V46H167V44H166V41L168 40L167 38H168V36L166 35V32L163 30V28H164V25L166 24V21L167 20H170V19H173V17L171 16V15H173L174 16V12H173V14H170V16H165V15H160V16H158V18H156L157 20H153V19H155L154 18V14H151L153 11L155 12V10L156 9H153L152 10V6H153V8H154V6H156V4H158L157 3V0L155 1V0H147L148 2H144V0H143V3H141L142 2V0L140 1V0H138L139 1V3H140V6H142V7H140V6H138L137 4H139V3H137L136 5H137V8H140L139 10H138V13H137V11L135 10V9H137V8H134V6L136 7V5H135V3L136 2H132V1H130V5L133 3L134 4V6H131V7H133V10L134 11H131L132 9H131V7H130V5H129V7H130V9L131 10H129V9H127V10H129V11H131V12H135L136 11V13H137V15H133V13H132V15H131V17H133V16H135V17H138L139 15V18H142L141 16H145V18H146V20L145 21H147V22H145L146 24L145 25H147L146 26V29H145V26H144V32L145 33H147L148 35L146 36V37H148V39H145V37H143L144 35V32H142L141 30H138V31H140L141 33H143L141 36H138L139 34H141L140 32H139V34L136 32L135 33V36H136V38H138L139 37V39H140V37L142 38V39H137L136 41L137 42H135V43H138V44H135L134 45V40L136 39L135 37L133 38L134 40H131V41H133V42H131V43H129L128 44V42L129 41H127L128 39H126L125 37H127L128 36V34L126 33V32H130L131 31V21H132V18H130L131 19V21L130 22H128V21H125V22H123L124 21V16H125V14H124V12H123V7L122 8H117L118 7V3L120 4V1L119 0H110V6L108 5L109 4V0L108 1H106L105 0V3L103 2V0H91L90 1V3L91 4H88V2H86L85 3V1H87V0H80V2ZM84 1V2H83ZM116 1H117V4H116ZM123 1V0H122ZM127 1V0H126ZM137 1V2H138ZM155 1V2H154ZM171 1V0H170ZM174 1V0H173ZM179 1V0H178ZM189 0H180V2H177L178 3V5H176V7L177 6H179V12H180V14L182 13L183 14V12L185 13H189V12H191L192 13V11L193 10H197V9H200V8H198L199 7V5H198V1L195 3V4H197V5H195V4H193L194 2H195V0H194V2H192L191 0V4H193V6L194 7H192L191 5H189L190 4V2H188ZM201 2L199 3L200 5H204L203 7H205V5L207 4L208 5V3L209 4H213V2H214V0L212 1V0H204L205 1V3H204V1L202 2V0H200ZM239 1H241V0H221V1H219V7L217 8V6H216V9H218L217 10V18L216 17H214V16H216V15H214L213 17L214 18H216V19H218L217 21H219L218 23H219V26H217V27H219V29L215 32L216 33V35H215V41H214V45H215V49H217L216 50V52H219L217 55H221L220 54V50L221 49H227V51H228V49L229 48H231V49H235L236 50V47H237V50L240 48V53L237 55V59L236 60H238L239 61V63H241L243 66V69H247L248 68V66H247V64L244 62V60L243 59H245L244 58V54H243V52H241V49L242 50H244V49H246L247 47L250 49V50H255V48L257 49V47L259 46H257V44L259 43V40L260 41H262L263 43H264V40H263V38H261V35L262 34H264L263 32H264V20H263V22L261 23V24H259V26H257L258 28H257V30H256V28H253V25L255 24V22H256V20L258 21V17H260V14H262V15H264V0H262V2L261 1H259L260 3H262V4H259L258 6H256V5H253L254 3H253V1L255 2V3H257L258 2V0H242V1H244V2H242L243 4V7H238L237 6V4L238 3H241V2H239ZM59 2V1H58ZM106 2L108 3V4H106ZM159 2V1H158ZM161 2V1H160ZM206 2H208V3H206ZM1 7H3L4 9H5V6H6V8L8 7L9 8V6H12V5H14L13 7H17V8H14L15 9V11L14 12H16V17L14 18V20L10 23V24H4L3 22H2V31H3V34H5V32L8 30V29H13V30H16V31H18V33H19V35H21L22 37H23V41H24V43L26 44V49H25V53H26V55L28 54V55H30V56H32V55H34V52H43V53H45V54H48L49 55V60H51L52 61V68L51 69H49V71H48V73H47V75H46V73H45V77H46V79L45 80H47V84H48V90L50 89V93H51V95H52V97L55 99V102L56 101H59V102H61V103H63L64 105L65 104H68V105H70V104H72V96L73 95H75L76 97H77V101H78V104H77V109H76V115L77 116H79V119L76 121V122H78V125H84L83 124V122L86 120H88L89 119V121H90V123H89V127L86 129L87 131L85 132L86 133V141H88V143L90 144V146L91 147H93L94 148V150H96L97 151V153H98V157H100V161L102 162V165L104 164V167L106 166V167H110V168H113L116 172H115V174H116V176H118L117 174H120V175H122V176H124L125 175V173L126 172H128V168L130 169V168H133V169H137L138 170V168H139V165L141 164H143L144 163V158L142 157H136L135 156V154H134V152L135 151H133L132 149H131V146L128 144V142H125V140H127V138H129V136L131 137L132 136V131H131V129H130V126H131V123L135 120V117L134 116H125V114H124V110H123V100H126V101H128V100H130L128 97H127V95L129 94V92L131 93L132 91L131 90H128V86L130 85L129 83H131V85H132V82H133V85L135 86V85H137V83L140 81V79H139V81L137 82V79L138 78H135L136 76L134 75V77L132 76V78H133V80L134 79H136V81H131V78H128V79H130L129 81H127V83H121L122 81L120 80V78L121 77H119V79H118V82H120L121 83V88L122 87H128L127 88V91H129V92H127L126 90H125V88H122V89H124L126 92H127V95L125 96L124 95V93H126L125 91H123L122 89L120 90L121 91V95H120V97H121V100H120V98H119V102H117L116 100H115V96L118 98V95H116L117 93H114V91L111 89V87L109 86V85H107L106 84V82H105V80H106V78H105V76H103V73L101 74L99 71H96V68H94L92 65H90L89 63H88V61L86 62V59H83V57L85 58V56H82L81 58H79L78 56V58L79 59H81V60H78L77 58H76V55H74V54H78V53H75L76 51H75V49L73 50V52H74V54H73V52L71 51V48L70 47H67V45H66V43L64 44L61 40H60V38L59 37H57V36H55L56 34V32L54 33V29H53V31H51V30H49L48 28L50 27H44L43 25H42V22L43 21H46L45 19H47V14H46V11H45V9L44 8H42V6L41 5H38V3H37V1L36 0H2L1 2ZM54 3V2H53ZM62 3V2H61ZM82 3H80V5L82 4ZM124 3V2H123ZM128 3V2H127ZM154 3H156L155 5H154ZM165 3V2H164ZM169 3H171V2H169ZM203 3V4H202ZM71 4V3H70ZM104 5V4H106V5H108L107 6V8H105L104 9V7L103 6H100L101 8H99V5ZM132 4V5H133ZM142 4V5H141ZM160 4V3H159ZM106 5H105V7H106ZM116 5H117V7H116ZM122 4H120V6H121ZM124 5H125V3H124ZM55 6V5H54ZM53 6V7H54ZM82 6V5H81ZM128 6V5H127ZM158 6H160V5H158ZM191 6V7H190ZM73 7V6H72ZM71 7V8H72ZM75 7H78V6H75ZM162 7V6H161ZM203 7H202V10H203ZM214 7V6H213ZM79 8V7H78ZM77 8V9H78ZM104 10H103V9ZM156 8H158L157 6H156ZM160 8V7H159ZM158 8V9H159ZM166 8V7H165ZM73 9H74V7H73ZM101 9V10H100ZM123 9V10H122ZM175 9V8H174ZM205 9H208V7L207 8H205ZM204 9V10H205ZM212 9V8H211ZM76 10V9H75ZM151 10H152V12H151ZM6 11V10H5ZM63 11H65V10H63ZM72 11H74V10H72ZM72 11H69V13L70 14H72ZM175 11V10H174ZM214 11V10H213ZM218 11H220L219 12V15H218ZM100 12H102L103 14H100ZM153 12V13H154ZM169 12V11H168ZM171 12V13H172ZM178 12V11H177ZM179 12H178V14L176 15L175 14V16H174V18L177 16H180L179 15ZM206 12V11H205ZM209 12V11H208ZM55 13H56V11H55ZM68 13V14H69ZM75 12H73V14H74ZM164 13V12H163ZM198 13H199V11H198ZM79 14V13H78ZM77 14V15H78ZM142 14H144V15H142ZM156 14V13H155ZM166 14V13H165ZM169 14V13H168ZM192 14H195L194 13V11H193V13ZM215 14H216V12H215ZM5 14L3 13V16H4ZM129 15V16H130ZM151 15H152V17L153 18H151ZM167 15V14H166ZM184 15V14H183ZM208 15H210V14H208ZM261 15V16H262ZM7 16V15H6ZM23 16V18H19V17H22ZM58 16V15H57ZM74 15H72V17H73ZM76 16V15H75ZM80 16V15H79ZM211 16V15H210ZM5 17V16H4ZM176 17V18H177ZM71 18V17H70ZM144 18V19H145ZM187 18V17H186ZM210 18V17H209ZM263 18V17H262ZM21 19V20H20ZM80 19V18H79ZM78 19V20H79ZM134 19V18H133ZM144 19H142L143 21H144ZM212 19V18H211ZM210 19V20H211ZM264 19V18H263ZM4 20V19H3ZM83 20V19H82ZM81 20V21H82ZM140 20V19H139ZM176 20V19H175ZM209 20V21H210ZM213 20V19H212ZM211 20V21H212ZM235 21V23H233L232 24V21ZM262 20V19H261ZM0 21H2V20H0ZM47 22V21H46ZM184 22V21H183ZM62 23V22H61ZM75 23V22H74ZM94 23V24H95ZM173 23V22H172ZM200 23V22H199ZM81 24V23H80ZM118 24V27H120L121 26V29H120V33L117 35V36H115L114 34V29H113V27H114V25H117ZM142 24L144 25V22H142ZM184 24H185V22H184ZM191 24V23H190ZM167 25V24H166ZM179 25V24H178ZM193 25V24H192ZM43 26V27H42ZM46 26H48V23H46ZM67 27V26H66ZM72 27V26H71ZM83 27V26H82ZM137 27H138V24H137ZM155 27H156V25H155ZM155 27H153V31L155 30L154 28ZM186 27H188L187 25H186ZM193 27V26H192ZM197 27H199V26H197ZM43 28H47V29H43ZM52 28H53V26H52ZM70 28V27H69ZM150 28V29H149ZM194 29H195V27H193ZM1 29V28H0ZM113 29V30H112ZM156 29H157V27H156ZM198 29V28H197ZM215 29H217V28H215ZM214 29V30H215ZM57 30V29H56ZM115 30H117V29H115ZM137 30V29H136ZM190 30H191V28H190ZM213 30V29H212ZM255 30V31H254ZM27 31H29V33L27 32ZM90 31H92L91 29H90ZM119 31V30H118ZM194 31V30H193ZM25 32H27V34L28 35H30V36H26L25 35ZM85 32V33H86ZM191 32H192V30H191ZM191 32H190V35H191ZM248 33V35L250 34V36H247V34L246 33ZM2 33V32H1ZM77 33V32H76ZM126 33V34H125ZM179 33V32H178ZM189 33V32H188ZM207 33H208V31H207ZM206 33V34H207ZM55 34V35H54ZM87 34V33H86ZM123 34H124V38H123V41H125V43L124 42H122V40H120L121 39V37H123ZM131 34V33H130ZM151 35L150 36H153L154 34V36H156L157 34H156V31H155V33H153L152 31H151V33H150ZM153 34V35H152ZM161 34V35H160ZM184 34V33H183ZM193 34V33H192ZM243 34V35H242ZM244 34H245V36H247V37H245L244 36ZM79 35V34H78ZM205 35V34H204ZM203 35V36H204ZM209 35V34H208ZM89 36V35H88ZM92 36H90V38L92 37ZM167 36V37H166ZM181 36H182V34H181ZM193 36V35H192ZM206 36V35H205ZM214 36V35H213ZM242 36V37H241ZM175 37H176V34H175ZM188 37H189V35H188ZM207 37V36H206ZM209 37V36H208ZM207 37V38H208ZM45 38H46V40H45ZM79 38V37H78ZM84 38V37H83ZM153 38V37H152ZM151 38V39H152ZM207 38H204L206 41H207ZM210 38V37H209ZM208 38V39H209ZM250 38H251V40H250ZM93 39V40H94ZM154 39H152V43L154 42ZM167 39V40H166ZM199 39V38H198ZM197 39V40H198ZM253 39H254V41L256 40H258L257 42L255 41V45L253 44ZM69 40V39H68ZM84 40V39H83ZM143 40V41H144ZM156 40H155V43H153L154 45H156ZM88 41H90L91 42V40H88ZM88 41L86 40V44L88 43ZM98 41H97V43H98ZM121 41V42H120ZM170 41V40H169ZM202 41H204V40H202ZM249 41V42H248ZM72 42V41H71ZM89 42V43H90ZM93 42V41H92ZM95 42V41H94ZM117 42V43H116ZM126 42H127V44H126ZM140 42V43H141ZM147 42H142V43H147ZM150 42V43H151ZM250 42L252 43L251 45H250ZM68 43V42H67ZM88 43V46H90V45H92V44H89ZM116 43V44H115ZM121 43V45H119V44ZM124 43V44H123ZM149 43V42H148ZM151 43V44H152ZM72 44V43H71ZM75 44V43H74ZM152 44V45H153ZM158 44V43H157ZM160 44H159V46L157 45V47H160ZM198 44V43H197ZM94 45V44H93ZM101 45V46H102ZM148 45H150V44H148ZM148 45H145L146 46V48H148L149 47V50L151 49V48H153V46H151V48H150V46H148ZM170 45V44H169ZM199 45H200V43H199ZM203 45H204V42H203ZM209 45V44H208ZM207 45V46H208ZM249 45V46H248ZM255 46V47H252V46ZM75 46V45H74ZM84 46V45H83ZM97 45L95 44V47H96ZM100 46V47H101ZM120 46V47H119ZM126 46H125V49H126ZM133 46H128V48H129V53H132V52H134L136 49L133 47ZM148 46V47H147ZM194 46V45H193ZM251 46V47H250ZM257 46V47H256ZM24 47V46H23ZM79 47V46H78ZM91 47V46H90ZM131 47V48H130ZM144 47V46H143ZM156 46H154V48H155ZM200 47H203V48H201L202 50L204 49V47L205 46H200ZM211 47V46H210ZM213 47V46H212ZM227 47H229V48H227ZM22 48V47H21ZM80 48H81V46H80ZM99 48V47H98ZM119 48V49H118ZM128 48L125 50L127 53H128ZM140 48V47H139ZM146 48H144V49H146ZM209 48V47H208ZM252 48V49H251ZM263 48V47H262ZM78 49V48H77ZM91 49V48H90ZM97 49V48H96ZM102 49H104V48H102ZM107 49H104L103 50V52L104 53H102V56H104L103 54H105V52H107L106 50ZM131 49H133V50H131ZM162 49H160V50H162ZM195 49V48H194ZM198 48H196V50H197ZM214 49V50H215ZM225 49V50H226ZM231 49H229V50H231ZM248 49V50H249ZM81 50V49H80ZM100 50H101V48H100ZM119 50V53L117 52ZM130 50H131V52H130ZM153 49H151L150 50V52L152 53L153 51H152ZM159 49L157 50V52H154V55L156 54V53H160L159 51H160ZM180 50V49H179ZM179 50L177 51V52H179ZM199 50H200V48H199ZM212 50V49H211ZM219 50V51H218ZM249 50V51H250ZM146 51H148V50H146ZM156 51V50H155ZM181 51V50H180ZM227 51H226V53H227ZM248 51V52H249ZM255 51H257V50H255ZM77 52H79V50L77 51ZM82 52V51H81ZM81 52H80V54H81ZM97 52V51H96ZM95 52V53H96ZM102 52V50L99 52H97L96 54H100ZM137 52V51H136ZM149 52V51H148ZM150 52H149V54L148 55H150ZM164 52H165V50L163 51V55L165 56V57H163V55H161L162 54V52H161V54H158V55H156L155 57H157L158 59H159V57H162L163 59L162 60H164L163 62L165 63V59L164 58H166V60H168V61H166V62H169L170 64H169V66H171L172 64L171 63H173V65L174 66H177V65H175V62L177 63V58L176 57H173L174 55V53L173 54H171V53H169V54H164ZM170 52V51H169ZM197 52H199V51H197ZM215 52V53H216ZM223 52V51H222ZM231 52V51H230ZM233 52V51H232ZM239 52V51H238ZM260 52H262V51H260ZM259 52V53H260ZM95 53H93V54H95ZM118 53V54H117ZM200 53V52H199ZM207 53V52H206ZM205 53V54H206ZM255 54H256V52H254ZM36 54V53H35ZM92 54V55H93ZM107 55H109L110 53H109V51L106 53ZM113 54L111 53L110 55H112L113 56ZM117 54V55H116ZM134 54V53H133ZM132 54V57H131V55L130 54H128V55H130V59L132 58V59H134V57H136L137 56V54L139 55V57L137 56V59H139V62H141V59L143 58H141V56H144V54L142 55V54H139V52H137V54H136V56H135V54L133 55ZM175 54H176V52H175ZM179 54H180V52H179ZM197 54V53H196ZM212 54V53H211ZM214 54V53H213ZM237 54V53H236ZM249 54H252V51H251V53H249ZM79 55V54H78ZM83 55V54H82ZM101 55V54H100ZM107 55L106 56H104L105 58L107 57ZM109 55V56H110ZM141 55V56H140ZM153 54H152V59H153V61L155 60L156 62L157 61H159V60H157V59H154L155 57H153L154 56ZM161 55V56H160ZM217 55H216V57H217ZM226 55V54H225ZM228 55V54H227ZM79 56H81V55H79ZM102 56H100L101 57V59H102V61L101 62H105L104 60H103V58H102ZM109 56H108V58H109ZM115 56H113V57H111L112 58V60H114L115 59ZM175 56H177V54L175 55ZM197 56V55H196ZM207 56V55H206ZM214 56V55H213ZM247 56H248V54H247ZM36 57H39V56H37V54H36ZM92 57V56H91ZM98 57H99V55H98ZM146 56H144V58H145ZM178 57V56H177ZM183 57V56H182ZM194 57V56H193ZM231 57H233V56H231ZM235 57V56H234ZM31 58V57H30ZM104 58V59H105ZM117 58V57H116ZM118 58H117V60H118ZM176 58V59H175ZM213 58V57H212ZM258 58V57H257ZM37 60L39 59V58H36ZM94 59V58H93ZM96 59H98V58H96ZM100 59V58H99ZM110 59V58H109ZM147 59V58H146ZM200 59V58H199ZM31 60V59H30ZM105 60H107L108 61V59L106 58ZM116 60V59H115ZM115 60H114V62H115ZM129 60V59H128ZM148 60V59H147ZM147 60H146V62H145V60H144V62H145V67L144 68H146V66L148 67V68H146L145 70H147V69H149V67L150 66H154V65H157V63L156 64H154V62L152 63V65H150L151 63V61L152 60H150L149 59V61H148V63H147ZM194 60V59H193ZM192 60V61H193ZM197 60V59H196ZM247 60V59H246ZM29 61V60H28ZM31 61H35L34 59L33 60H31ZM134 61H135V59H134ZM143 61V60H142ZM202 61V60H201ZM232 61H235V58H232ZM237 61V62H238ZM96 62H99L98 60L96 61ZM138 61L136 62V63H139ZM161 62V61H160ZM162 62V64L164 65V63ZM188 62V61H187ZM191 62V61H190ZM236 62V61H235ZM244 62V63H243ZM32 63V62H31ZM49 63H51L50 61H49ZM124 63H125V65H124ZM135 63V64H136ZM146 63H147V65H146ZM226 63V62H225ZM224 63V64H225ZM238 63V64H239ZM105 64V63H104ZM107 64H108V62H107ZM129 64V63H128ZM134 64V65H135ZM142 64V63H141ZM141 64L139 63V64H136V65H138L139 67L141 66ZM158 64H160V63H158ZM167 64V63H166ZM165 64V67L163 66V68L165 69L168 65H166ZM185 64V63H184ZM189 64V63H188ZM194 64V63H193ZM232 64V62L230 63V64H228V66H229V68H230V66H232L231 65ZM234 64V63H233ZM249 64V63H248ZM252 64H254V63H252ZM251 64V65H252ZM98 65V64H97ZM102 65H103V63H102ZM109 66H111L112 67V65H110V63L108 64ZM130 65V64H129ZM144 65V64H143ZM148 65H150V66H148ZM173 65L171 66V67H173ZM138 66H136V67H138ZM158 66H161V65H158ZM167 67V68H170V67ZM188 65H186L185 67H184V71L188 68L187 67ZM199 66V65H198ZM106 67H107V65H106ZM110 67V68H111ZM126 67H129L128 65L126 66ZM138 67V70L139 69H141V67L139 68ZM155 67V71H157V66H154ZM157 67V68H156ZM179 67V66H178ZM44 68V67H43ZM109 68V69H110ZM161 68H162V66H161ZM162 68V69H163ZM166 68V69H167ZM181 68V67H180ZM194 68V67H193ZM210 68V67H209ZM228 68V67H227ZM234 67H232V70H234L233 69ZM108 69V68H107ZM117 69V70H116ZM125 69H128V68H125ZM124 69V70H125ZM159 70L158 71H162V70H160V68H158ZM163 69V71H166V69L164 70ZM173 69V68H172ZM177 69V68H176ZM204 69V68H203ZM40 70V69H39ZM48 70V69H47ZM101 70V69H100ZM124 70H122V71H124ZM131 70V69H130ZM129 69H128V71L126 70V72H129L130 71ZM144 69L143 70H140V71H138V73L139 72H141V71H145ZM150 70V69H149ZM148 70V71H149ZM151 70H153V68L151 69ZM151 70H150V74L152 73L153 74V72H155V71H152L151 72ZM171 70V69H170ZM178 70V69H177ZM177 70H175V67H174V69L172 70V74H173V77H175V78H178L179 76H174V75H176V73H173L174 71H177ZM197 70V69H196ZM231 70V69H230ZM238 70V69H237ZM237 70H235L236 72H237ZM240 70V69H239ZM187 71V70H186ZM185 71V73H187ZM41 72V71H40ZM40 72H38V73H40ZM146 72V71H145ZM155 73L154 75H157V74H161V75H159V76H163V74L165 75V73L163 72V74H162V72L161 73ZM169 70H168V72H166L168 75H170L169 74ZM221 72V71H220ZM236 72H234L233 74H234V77L235 78H237L238 77V75L237 76H235V74H236ZM241 72V71H240ZM132 73V72H131ZM147 73V72H146ZM171 73V72H170ZM208 73V72H207ZM210 73V72H209ZM244 73V72H243ZM98 74H101V75H98ZM133 74V73H132ZM145 73H143V75H144ZM149 74V75H150ZM178 74H179V71H178ZM181 75H182V73H180ZM192 74V73H191ZM201 74V73H200ZM202 74H204V73H202ZM237 74H239V71L237 72ZM255 74H256V72H255ZM41 75V74H40ZM136 75H142L141 73L140 74H136ZM146 75V74H145ZM144 75V76H145ZM186 75L187 74H185V79L187 78L186 77ZM190 75V74H189ZM189 75H187V76H189ZM195 75V74H194ZM242 75V74H241ZM259 75V74H258ZM262 75V74H261ZM111 76V75H110ZM111 76V77H112ZM123 76H125V78L123 77ZM127 76V77H126ZM153 76V75H152ZM151 76V77H152ZM167 76V75H166ZM166 76H165V78H166ZM183 76H184V72H183ZM243 76V75H242ZM242 76H241V79H242ZM246 76V75H245ZM113 77H112V79H113ZM137 77H139V76H137ZM147 77L148 76H146V77H144L147 81H148V83H149V80L151 79V77L149 78V80L147 79ZM155 77H157V76H155ZM168 77V76H167ZM171 79H172V75H170L169 76ZM168 77V78H169ZM193 77V76H192ZM205 77V76H204ZM141 78V80L143 79V77L141 76L140 77ZM154 78V77H153ZM152 78V79H153ZM158 79H159V77H157ZM167 78V80H168V84H171L169 87H171L172 88V90H171V88H170V93H174V91H179L178 90V88H181V90H182V94L183 93H186V91L188 92V91H191V92H193L192 94L190 93V97H192L191 99L190 98H188V96L189 95H187V94H189V92L188 93H186L184 96H186L187 95V97H186V99L184 100L183 99V97H182V95L181 94H179V92L178 93H176V94H178V96L176 95V97L175 96H173V94H172V96L173 97H171V98H180L179 100L180 101H178V100H174V101H171L170 100V98L168 97L169 95L168 94H170V93H168L169 91H167V90H169V87H166L167 86V84H165V86H163V87H166L167 88V90L166 89H164V91L161 93V91H158V89H157V91L158 92H156V93H158V94H156V96H158V97H155V95L153 94L154 93V90H155V88L157 87H153V86H155V85H157V82H156V84L155 85H153L154 83L152 82V80H150L151 82L149 83V85H148V87H149V89L151 90V89H153L152 91H151V93H148L149 91V89L147 90L146 89V93L147 94H151L152 96H154L155 97V100L153 99L154 97H151V98H149V96H151V95H147L146 93H144L145 92V88H148V87H146V86H144V87H142L141 88V90H143V93L145 94L144 95V97L145 98H147V96H148V99L146 100L147 102H145V101H143V100H145L144 98H143V100L141 101V99H140V101H138V102H135L136 104L137 103H139V102H143V103H148V104H146V105H150V104H153V105H155V107L156 106H158V105H162V107L160 106V108L162 109H160L159 107H157V109H160V111H161V113H164V115L166 114V111H168V110H166V109H164L165 107H163V104H161V103H164L163 101L165 100L166 101V97H168L169 98V100H168V98H167V102L165 103V104H169L170 103V101L172 102V103H174V106H173V109H174V107H175V109H179L178 111H180V114L184 111L183 109H187L188 107H186V104L184 105L183 103L184 102H186V100H188L189 99V101H187L186 103H189L193 98L195 99V97L196 96H194V92H195V95H196V93H198V92H200L201 93V91L203 92L204 90H201V91H199L198 90V92L196 91V86H197V89H199L198 88V86L199 85H195V87H194V84L192 85V83H190L191 81H189V84L191 85V87H193V88H195L194 90L195 91H193V89H191L190 87V89L189 90H187V86H189L187 83V86H186V84H181V82H180V84L181 85H185V87H186V90H185V87H184V89H182V87L183 86H181V87H178L176 90H175V87H177V86H175V85H177L179 82H178V80H180L179 78H178V80H177V83H175L174 84V86H173V84H172V82H171V80L170 79H168ZM184 78V77H183ZM182 77H181V79L182 80H184ZM234 78V79H235ZM258 78V77H257ZM117 79V78H116ZM145 79H143V81H145ZM163 79H164V77H163ZM162 79V80H163ZM188 79H190L191 80V75H190V78H188ZM202 79H206V78H202ZM238 79H240V78H238ZM237 79V80H238ZM241 79H240V82L239 83H241L242 81H241ZM245 79V78H244ZM243 79V80H244ZM120 80V81H119ZM155 81H156V78L154 79ZM161 80V82L163 83L164 81H162ZM174 80V79H173ZM182 80H180V81H182ZM236 80V79H235ZM237 80L235 81L236 83H237ZM248 79L246 78V80H244V82L245 81H247ZM256 80V79H255ZM115 81V80H114ZM125 81V82H126ZM131 81V82H130ZM159 83H160V81L159 80H157ZM169 81H170V83H169ZM175 81V80H174ZM198 81V80H197ZM203 82H204V80H202ZM205 81H208L207 79L205 80ZM239 81V80H238ZM250 81V80H249ZM104 82H105V84H104ZM124 82V81H123ZM134 82H136V84H134ZM140 82H142V81H140ZM139 82V83H140ZM184 83L186 82V81H183ZM193 82V81H192ZM220 82V81H219ZM232 82H234V80L232 79ZM235 82H234V84H235ZM244 82H242V83H244ZM119 83V84H120ZM147 83V84H148ZM151 83H153V84H151ZM161 83V84H162ZM165 83H167V82H165ZM174 83V82H173ZM194 83V82H193ZM205 84H206V82H204ZM242 83H241V86H242ZM246 83V82H245ZM245 83L243 84V86H245ZM252 83V82H251ZM100 84H104L103 86H104V88L103 89H100L101 87H102V85H100ZM122 84H123V86H122ZM126 84V86H124ZM127 84H128V86H127ZM140 84H142V83H140ZM140 84H138L137 85V87L139 88V86H141ZM143 84L145 85L146 84V82L144 83L143 82ZM142 84V85H143ZM146 84V85H147ZM164 84V83H163ZM229 84V83H228ZM233 83H231V86L229 87V89H226V90H228V92H231V93H228L227 91H225L226 93H228L229 95H231L232 94V96L236 93V92H234V94H233V89H234V87L235 86H237V85H235V86H233L234 85ZM238 84V83H237ZM249 84V83H248ZM254 83H252L251 85H253ZM99 85L101 86L100 88H99ZM210 85V84H209ZM218 85V84H217ZM240 85V84H239ZM134 86H132V87H134ZM180 86V85H179ZM211 86V85H210ZM233 86V88H231ZM242 86V87H243ZM263 86H264V84H263ZM97 87V88H96ZM136 87V86H135ZM153 87V88H152ZM161 85H160V90H161ZM173 87H174V91H173ZM202 87H205V86H202ZM201 87V88H202ZM207 87V86H206ZM213 87V86H212ZM218 87V86H217ZM256 87H257V85H256ZM200 88V89H201ZM230 88H231V90H230ZM249 87H247V88H244V90L245 91H247V89H248ZM45 89V88H44ZM46 89H47V87H46ZM135 88H133L132 90H134ZM163 89V88H162ZM203 89V88H202ZM238 89H239V86H238ZM240 89H241V87H240ZM250 89H252V87L250 88ZM254 89H255V87H254ZM258 89V88H257ZM103 90V91H102ZM111 90V91H110ZM180 90V91H181ZM185 90V92H183ZM211 90V89H210ZM214 90H215V88H214ZM235 90V89H234ZM107 93V94H105V92ZM108 91H110V93H108ZM135 91V90H134ZM148 91V92H147ZM239 91V90H238ZM242 91H243V89H242ZM248 91H249V89H248ZM247 91V92H248ZM137 92H140V90L139 91H137ZM220 92V91H219ZM218 92V93H219ZM225 92H220V93H222V96L224 95V93ZM250 92H252V90L250 91ZM255 92V91H254ZM254 92H252L253 94H255ZM114 93V94H113ZM133 93H136V92H132V96L134 95V96H141L140 94L141 93H139V95H137V94H133ZM142 93V94H143ZM161 95H160V94ZM200 93H199V95H197L198 97H196V99L194 100H192V101H194V102H196V104L197 103H201L200 101L203 99V97H204V99L202 100L204 103H206V100H209L208 98H207V96H209V98H210V94L209 95H205V93L203 94V93H201V95L203 96V97H201V95H200ZM219 93V94H220ZM240 93V92H239ZM243 93H244V91H243ZM243 93L241 94V96L243 95ZM208 94V93H207ZM214 94H216L217 95V93H214ZM217 95V96H219L218 98V100H220V99H224V98H228V94H226V96H223L222 98H220L221 96L220 95ZM237 95H238V93H236ZM245 94V93H244ZM248 94H249V92H248ZM248 94H246V95H244V96H247ZM251 94V93H250ZM249 94V95H250ZM252 94V95H253ZM131 95V94H130ZM129 95V97L131 98V96ZM175 95V94H174ZM180 95V96H179ZM205 95V96H204ZM252 95H250L251 97H253L254 98V96H252ZM133 96V98L135 99V97ZM232 96H229V98L230 97H232ZM240 96V95H239ZM239 96H234V98L233 99H235L236 100V97H239ZM138 97H136V98H138ZM143 97V96H142ZM199 97H201V99H200V101H199ZM206 97V98H205ZM211 97H212V95H211ZM156 98H158L159 100H157L156 101ZM185 98V97H184ZM188 98V99H187ZM213 98V102H215V100L216 99H214L215 98V95H214V97H212ZM212 98H210V99H212ZM217 98V97H216ZM228 98V99H229ZM246 98V97H245ZM245 98H238V100L239 99H241V101H240V103L242 102V99H245ZM248 98V97H247ZM252 98V99H253ZM139 99V98H138ZM150 99V100H149ZM151 99H153V100H151ZM182 99L184 100L183 101V103H182ZM206 99V100H205ZM228 99H224V100H228ZM249 99H251V98H249ZM249 99H248V101H249ZM251 99V100H252ZM263 99V98H262ZM132 101H133V99H131ZM136 100V99H135ZM149 100V101H148ZM162 100V102H160ZM205 100V101H204ZM224 100H223V102H224ZM231 100H232V98H230V102H231ZM233 101V102H235V103H237V106L239 105V108L237 107V106H235L234 105V109L232 110V111H230L228 108V111H227V113L226 114H224V115H227L228 117H229V119H227V122H228V124H226L225 125V122H223L224 123V127L226 126L227 127V131L225 132L226 134H228V132H230L231 133V135L233 134L234 135V137H235V139H236V141H237V147H235L236 145V143H235V140H232V141H234V144L232 143V141L231 142H227L224 138V141H225V145H226V142L229 144V146L228 147H230V143H231V146H232V144H233V146L234 147H232V148H234L235 150H236V148H238V146L239 147H243V146H247L248 144H251V152H252V154H253V157L254 158H262V157H264V110H261L260 108H264L263 107V100H262V105L260 106V104H259V110L258 109H255V108H253V109H251V108H249V109H251V110H249V113H251L250 114V116L251 117H249V118H247V119H245L244 118V120H242L243 119V115L241 114V111L242 112H244L243 111V109L244 108H242L243 107V103L240 105V103H239V101ZM246 100V99H245ZM250 100V101H251ZM151 101H153V102H151ZM156 101V102H155ZM199 101V102H198ZM210 101V100H209ZM207 102L208 103V105H211V103L210 102ZM211 101V102H212ZM221 101V100H220ZM219 101V102H220ZM247 101V100H246ZM253 101V100H252ZM149 102H151L150 104H149ZM154 102H155V104H154ZM178 102V103H177ZM180 102V103H179ZM193 102V103H194ZM203 102L201 103V104H197V105H199V107H200V105H202L203 104ZM232 102V103H233ZM243 102H245L244 100H243ZM261 102V101H260ZM127 103V102H126ZM134 103V102H133ZM157 103H158V105H157ZM171 103V104H172ZM207 103H206V105H204L203 104V111H206V112H210V110L212 109L211 107H212V105L211 106H208L207 105ZM225 103V102H224ZM223 103V104H224ZM227 103L228 104H226L227 106L228 105H232V104H230L229 103V101H227ZM249 103H252V102H249ZM255 103V102H254ZM131 104V102L129 103V101H128V105H130ZM139 104H142V103H139ZM182 106H181V105ZM190 104V103H189ZM189 104H187V106L189 105ZM191 104H192V102H191ZM195 103L194 104H192V106L193 107H195V106H197ZM213 104V103H212ZM138 105V104H137ZM136 105V106H137ZM145 105V104H144ZM173 105V104H172ZM244 105H246V104H244ZM254 105V104H253ZM252 105V106H253ZM135 106V105H134ZM136 106H135V108H136ZM147 106V107H148ZM166 106V105H165ZM182 108H181V107ZM185 108H184V107ZM191 106V105H190ZM205 106H207V108L208 107H210L211 109H206V110H204V107ZM250 106H251V104H250ZM69 107V106H68ZM67 107V108H68ZM145 106H143V108H144ZM153 107V106H152ZM155 107H153V109L155 110L156 108ZM167 107V106H166ZM168 107H170V106H168ZM167 107V109H170V108H168ZM172 107V106H171ZM181 109H180V108ZM192 107V108H193ZM198 107V106H197ZM197 107H195L196 109H197ZM198 107V109H197V111H195V108H194V110H193V113H192V111H191V114H189V115H191L190 117H186V116H188V115H185L186 114V112L187 111H185V114L183 115V117L184 118H182V116H181V118L182 119H186L187 118V120H184V124H182L181 123V126H180V128L182 127V129L181 130H177L179 127V125H178V122L176 121V123H177V125H176V123H175V120H174V117H173V119H171V118H168V120H166L168 123H169V119L170 120H172V122H173V120H174V123H175V127H176V130H177V132L179 131V132H181L182 133V131L183 132H187L188 130H186V129H188V128H190L191 127V130H194V129H196L195 130V132L193 133L195 136H199L200 137V135L201 134H203L204 136H203V138L205 137V135H206V138H207V135L209 136V138H210V143H212V144H215V145H218L217 147H218V149H212V151L214 150V154L212 155V156H214V155H219V153L221 154V152H219V148L220 147H222V148H224L223 147V145H224V143H223V141H222V146L220 145V144H218L221 140H219V139H217L216 137H218L219 138V136H218V133L216 132V127H213L212 125H210V127H213V128H211V130H214L213 132H214V137L216 138H213L212 136L213 135H211L210 136V134H212V131H210L209 129V133L210 134H207V130H206V133L205 132H203V128H202V125L201 124H198V126L196 127V126H194L193 124H192V122L194 121L193 119L195 118H193V116L195 115V116H197V115H199V108ZM216 107V106H215ZM229 108H231L230 106H228ZM233 107V106H232ZM238 109H237V108ZM244 107H247V106H244ZM248 107H249V105H248ZM256 107V106H255ZM235 108H236V110H235ZM240 108H242V110L240 109ZM257 108V107H256ZM139 109H141V108H139ZM152 109V108H151ZM150 109V110H151ZM163 109L164 110H166V111H163ZM173 109L171 108L169 111H171L172 110V112L171 113H173V114H171V116H174V112H176V113H178L179 114V112H177V110L175 111V109H174V111H173ZM246 109V108H245ZM244 109V110H245ZM68 110H70V109H68ZM136 110H138V108L136 109ZM142 110V109H141ZM148 111H149V108L147 109ZM152 110L153 112H155V113H152L151 115H154V114H156L155 116H157V110ZM181 110H182V112H181ZM241 110V111H240ZM134 111H135V109H134ZM133 111V112H134ZM145 111H146V109H145ZM160 111H158V112H160ZM163 111V112H162ZM142 112H143V110H142ZM151 112V111H150ZM194 112H195V114H194ZM196 112H198V113H196ZM205 112V113H206ZM213 112V111H212ZM246 113H248L247 111H245ZM67 113H68V111H67ZM145 113V112H144ZM184 113V112H183ZM200 113H203L204 114V112H200ZM72 114V113H71ZM168 115H165V117L166 116H170L169 114L170 113H167ZM179 114V115H180ZM187 114H188V112H187ZM193 114V115H192ZM215 114V113H214ZM239 114H241V115H239ZM69 115V116H68ZM159 115V114H158ZM182 115V114H181ZM202 115V114H201ZM205 115V114H204ZM209 115H211V113H209ZM221 116L223 115V113H221L220 114ZM67 116H68V118L69 117H71L70 116V114L68 113L67 114ZM75 116V115H74ZM118 116V118H116ZM145 116H146V114H145ZM149 116V115H148ZM154 116V117H155ZM170 116V117H171ZM208 118L209 117H211V116H208V114L206 115ZM206 116H205V118H206ZM240 116V117H239ZM241 116H242V118H241ZM150 117V116H149ZM160 117V115L158 116V118ZM163 118H164V116H162ZM162 117H160V118H162ZM177 117H178V115H177ZM177 117H176V119H177ZM200 117V116H199ZM226 117V116H225ZM228 117H226V118H228ZM72 118V117H71ZM141 118V117H140ZM152 118V117H151ZM158 118H157V120H158ZM159 118V119H160ZM193 118V119H192ZM198 118V117H197ZM197 118H195V119H197ZM201 118V117H200ZM205 118H204V120H203V118H202V120H203V123L204 122H206L205 124L207 125V122H208V120H206L205 121ZM212 119L214 118V120L215 121H218L219 122V120H217V119H215V116H213V117H211ZM211 118L209 119V120H211ZM221 118V117H220ZM117 119H119V120H117ZM166 119H167V117H166ZM180 119V116H179V118H178V120ZM182 119H180L181 121H183ZM207 119V118H206ZM221 119H223V117L221 118ZM250 119V120H249ZM72 120H73V118H72ZM154 120V119H153ZM156 120V119H155ZM156 120V121H157ZM163 121H164V119H162ZM179 120V121H180ZM198 120H200L199 118H198ZM224 120V119H223ZM159 121V120H158ZM157 121V122H158ZM192 121V122H191ZM201 121V120H200ZM213 121V120H212ZM225 121H226V119H225ZM153 122V121H152ZM161 122V121H160ZM159 122V123H160ZM226 122V123H227ZM163 123V122H162ZM180 123V122H179ZM196 123V122H195ZM198 123V122H197ZM213 124V123H215L214 121L213 122H210L209 121V124ZM153 124V123H152ZM161 124V123H160ZM171 124L172 123H170V126H171ZM190 124H192V125H190ZM141 125V124H140ZM146 127V129H145V133H147L148 135H151V140L153 139L155 142H154V144H152V145H155L156 146V144L155 143H157V144H159L160 145V147L162 148L163 147V149L165 150V148L166 149H168L167 148V146L169 145V148H170V145L171 144H166V142H164V140L156 133H154V130L152 129V125L151 124H149V122L148 123H145L144 124ZM165 125V124H164ZM164 125H162V126H164ZM182 125H184V126H188V127H186V129H185V127L184 126H182ZM214 125V124H213ZM173 126V125H172ZM170 127V128H173V127ZM190 126V127H189ZM192 126H194L193 128H192ZM220 126H222V124L220 125ZM167 127V126H166ZM178 127V128H177ZM196 127V128H195ZM208 127H209V125H208ZM160 128V127H159ZM162 128V127H161ZM168 128V127H167ZM179 128V129H180ZM215 128V129H214ZM219 128V127H218ZM221 128V127H220ZM223 128V127H222ZM136 129V128H135ZM166 129V128H165ZM175 130V128H174V131H176ZM185 130V131H184ZM190 129H189V131H188V134H189V132L191 131ZM222 130V129H221ZM224 130V129H223ZM161 131V130H160ZM170 131H172V130H170ZM173 131V132H174ZM218 131V130H217ZM218 132H220V131H218ZM222 132V134H224V132L223 131H221ZM139 133V132H138ZM137 133V134H138ZM162 133V132H161ZM164 133V132H163ZM176 133V132H175ZM181 133H178L179 135L181 134ZM205 133V134H204ZM216 133V134H215ZM173 134V133H172ZM171 134V135H172ZM177 134V133H176ZM185 134V135H184ZM183 135L185 136V139L186 138H190L191 137V139H192V131H191V133H190V135H187L186 133H184ZM200 134V135H199ZM256 134V136L253 138V136L252 135H255ZM139 135V134H138ZM174 136H175V134H173ZM183 135H181L182 136V138L184 137ZM186 135L187 136H190V137H186ZM193 135V137L196 139V137ZM232 135V136H233ZM135 137H136V135H134ZM224 136V135H223ZM230 136V135H229ZM229 136H228V138H229ZM134 137V138H135ZM134 138H132L133 139V141H134ZM137 138V137H136ZM150 138V137H149ZM193 138V139H194ZM203 138H197L198 139V141L196 140V142L194 143V141L192 140V142L196 145V143H198V145L197 146H199V141H201V140H203V142H202V144L203 143H205L204 142V140L205 141H207L208 139H203ZM211 138H213V139H211ZM222 138V136H221V134H220V139ZM253 138V139H252ZM174 139H176V138H174ZM181 139V138H180ZM184 139V138H183ZM181 140V142L183 141H185V140ZM194 139V140H195ZM252 139V140H251ZM139 140V139H138ZM137 140V141H138ZM177 140H178V138H177ZM219 141L218 143H216V141ZM142 141V140H141ZM179 141V140H178ZM188 141V140H187ZM191 141V140H190ZM209 141V140H208ZM230 141V140H229ZM250 141H252L251 143H250ZM172 142H173V140H172ZM178 143V144H182L181 146H184L183 144V142L182 143ZM186 142V141H185ZM192 142H191V144H192ZM131 143V142H130ZM135 144H136V142H134ZM169 143V142H168ZM174 143H175V141H174ZM208 143V142H207ZM207 143H205L206 144V146H207ZM209 143V144H210ZM221 143V142H220ZM135 144H134V146H135ZM188 144H190L189 142H188ZM194 144H192L193 145V148H195L196 146L194 145ZM201 144V145H202ZM227 144V145H228ZM140 145H143V144H141V142H140V144H139V146ZM173 145V144H172ZM171 145V146H172ZM176 144H174L172 147H176L175 146ZM192 145H188V146H191L192 147ZM220 145V146H219ZM99 146V147H98ZM179 146V145H178ZM185 146H186V144H185ZM195 146V147H194ZM209 146V145H208ZM138 147V146H137ZM204 147V146H199V148L200 149H202V148ZM104 148V149H103ZM157 148L158 149H160L158 146H157ZM156 148V149H157ZM178 148H180V147H178ZM184 148V147H183ZM182 148V149H183ZM185 148H187V146L185 147ZM184 148V149H185ZM198 148V149H199ZM205 148V147H204ZM226 148H227V146H226ZM225 148V149H226ZM231 148V147H230ZM230 148H228V150L230 149ZM155 149V148H154ZM162 149V150H163ZM172 149V148H171ZM174 149V148H173ZM176 149V148H175ZM181 149V148H180ZM195 149H197V147L195 148ZM209 149V148H208ZM208 149H206L205 148V150L207 151ZM247 149H248V147H247ZM138 150V149H137ZM170 150V149H169ZM186 150V149H185ZM190 150H191V148H190ZM189 150V151H190ZM203 150V149H202ZM216 150H218V151H216ZM220 150H221V148H220ZM227 150V149H226ZM225 150V151H226ZM226 151V154H225V156H227L228 155V157L230 156V158L231 157H234V151L235 150H232V149H230V151ZM233 151V153H232V151ZM238 150V149H237ZM241 150H243V148L241 149L240 148V152H243V151H241ZM156 151V150H155ZM173 151V150H172ZM175 151V150H174ZM188 151V152H189ZM194 151V150H193ZM193 151H190L191 153L193 152ZM197 151V150H196ZM206 151H205V153H206ZM209 151H211V150H209ZM208 151V152H209ZM211 151V152H212ZM217 152V154H216V152ZM222 151V150H221ZM225 151H224V153H225ZM130 152V153H129ZM144 152V154H145V152L146 151H143ZM164 153H165V151H163ZM162 151L160 152L161 154L163 153ZM169 152V151H168ZM181 152L183 153V151L181 150ZM200 152H202V151H199L198 150V153H200ZM211 152H209L210 154H208L207 153V155L209 156V155H211ZM219 152V153H218ZM139 153H140V151H139ZM159 152H157V154H160ZM175 153V152H174ZM185 153V152H184ZM183 153V154H184ZM194 154H196V156H198L199 154L198 153H196V152H193ZM223 153V152H222ZM237 153V152H236ZM155 154V153H154ZM156 154V155H157ZM171 154V153H170ZM179 154H180V152H179ZM186 154V153H185ZM188 154V153H187ZM194 154H190V155H194ZM200 154H202V153H200ZM245 154V153H244ZM247 154V153H246ZM143 155V154H142ZM175 155V154H174ZM177 155V154H176ZM181 155V154H180ZM206 156V154H202L201 155V159H202V156L205 158V156ZM237 155H239V153H237L236 154V157H237ZM150 156V155H149ZM151 156H152V153H151ZM159 156H162V155H159ZM158 156V157H159ZM177 156H179V155H177ZM184 156V155H183ZM221 156H222V154H221ZM221 156H218V157H220V158H223V156L221 157ZM224 156V157H225ZM241 156V153H240V155H239V157ZM244 155H242V157H243ZM246 156V155H245ZM248 156V155H247ZM181 157V156H180ZM216 156H214L213 158H210V159H214ZM228 157L226 158V159H228ZM238 157V158H239ZM172 158V157H171ZM175 158V157H174ZM179 158V157H178ZM177 158V159H178ZM185 158V156L183 157V159ZM189 158V157H188ZM192 158V157H191ZM190 158V159H191ZM197 158H199V156L197 157ZM203 158V159H204ZM209 158V157H208ZM207 157H206V164H207V161H210V160H207L208 159ZM225 158H223V159H225ZM229 158V159H230ZM235 158V157H234ZM238 158H236V160L238 159ZM152 159V158H151ZM158 159V158H157ZM179 159H181V158H179ZM194 159V158H193ZM202 159V160H203ZM242 159V158H241ZM244 159V158H243ZM242 159V160H243ZM246 159H247V157H246ZM250 159V157L248 158V160H246L247 162L249 161V162H251V160H249ZM153 160V159H152ZM163 160V159H162ZM171 159H169L168 157H167V161L168 162H170V163H173V162H175V166H176V161L174 160L173 162L172 161H170ZM182 160V159H181ZM187 160L188 159H186V162H187ZM192 160V159H191ZM194 160H196V159H194ZM200 160V158L199 159H197V162L200 164L201 163V160ZM211 160V162L212 163H210L209 162V164L208 165H211V164H213V161ZM216 160V159H215ZM230 160H233L232 161V165H233V163H234V159H230ZM230 160H227L228 162L230 161ZM241 160V161H242ZM260 160V159H259ZM259 160L256 162V163H258V164H256V166L257 165H262L261 164V162H264V159H262L263 161H261L260 160V162H259ZM151 161V160H150ZM155 161V160H154ZM153 161V162H154ZM157 161V160H156ZM160 161V160H159ZM163 161H166V160H163ZM183 161V160H182ZM217 161V160H216ZM215 161V162H216ZM220 160H218V162H219ZM223 161V160H222ZM225 161V160H224ZM238 161H240L239 159H238ZM238 161H236L235 163H234V165L236 164V165H238ZM240 161V164L243 166V167H245V165L247 164L246 162V164L244 163V162H241ZM243 161H245V160H243ZM190 162V161H189ZM214 162V163H215ZM221 162V161H220ZM219 162V163H220ZM227 162V166H228V163ZM248 162V163H249ZM252 162H253V160H252ZM255 162H253V165H252V163L250 164L249 163V165H251V166H254L255 167ZM166 163V165H170V164H168L167 162H165ZM188 163V162H187ZM192 163H193V161H192ZM204 160H203V164L201 165V166H203L204 164ZM217 163V162H216ZM214 164L213 166H217V164ZM218 163V164H219ZM222 163V162H221ZM245 165H244V164ZM260 163V164H259ZM163 164V163H162ZM184 164H185V162H184ZM195 164V163H194ZM193 164V165H194ZM264 164V163H263ZM152 165H154L153 163H152ZM151 165V166H152ZM179 167H178V165H177V168H180L181 167V162L179 163ZM190 165H191V163H190ZM189 165V166H190ZM219 165H221V164H219ZM233 165V166H234ZM241 165H239L238 167H241ZM248 165V164H247ZM150 166V165H149ZM157 166V165H156ZM160 166V165H159ZM175 166H173V169L175 168ZM182 166H184V167H186L185 165H183V163H182ZM187 166H188V164H187ZM212 166V165H211ZM211 166H208L207 168H210L211 169ZM226 166V165H225ZM231 166V165H230ZM230 166H228V167H230ZM263 166V165H262ZM262 166H260V169L258 168V167H256L258 170H254L253 169V171H252V169H250V168H248V166H246V168H244L245 170H243L244 172H242L241 173V169H239L238 167H237V169H234L235 167H233L232 168V166L230 167V168H228V170L229 169H231L232 168V170L234 169V170H236V171H233V173L234 174H238V172L240 173V174H238V175H243L242 176V179L240 178L241 176H239V179H241V180H243V179H246V178H243V177H247V179H249L248 177L252 174V173H249L250 172V170L254 173H256V171H257V174H256V176H255V174H252V175H254L255 177H253L252 176V178H251V176H250V179H252V180H254V181H252V180H250V184L249 183H247V184H245V181L243 180V181H240V182H244L242 185H241V187L243 188H241L240 186H238V185H240V182L237 180V182L239 183V184H237V183H235V186H233V187H235V188H237V186L238 187H240V189H242L243 191H241L239 188V191L238 190H235V191H233V192H235V194L237 193L236 191H238V195L236 196L235 194H232L233 192L231 191V195L233 196V195H235V197H238L239 196V194L241 193V192H244V187L247 185L248 186V188L249 189H251V188H257V187H259L260 188V186L259 185H261V183H263L262 185H264V170H263V172L261 171L262 170ZM167 167V166H166ZM170 167H171V165H170ZM169 167V168H170ZM184 167H183V169H184ZM193 167V166H192ZM205 167H206V165H205ZM218 167L219 166H217V169H218ZM223 167H224V165H223ZM242 167V168H243ZM253 167V168H254ZM144 168V167H143ZM154 168H156V167H154ZM159 168V167H158ZM162 168H163V165H162ZM161 168V169H162ZM172 168V167H171ZM170 168V169H171ZM177 168H175V169H177ZM191 168V167H190ZM220 168H222V166L221 167H219V169ZM255 168V169H256ZM125 169H126V172H124L125 171ZM148 169V168H147ZM151 169V168H150ZM160 169V170H161ZM172 169V170H173ZM187 169H188V167H187ZM194 169H196V166H195V168ZM212 169H213V167H212ZM211 169V170H212ZM217 169H213V171H211V173L210 174H212L214 171L215 172H217V174L214 172L213 173V176L215 175V176H217V175H219V173H222V172H218V170ZM222 169H224V168H222ZM227 169V168H226ZM226 169H224V170H222L223 171V173L226 175V172H228ZM263 169H264V167H263ZM169 170V169H168ZM179 170V169H178ZM189 170H192V169H189ZM197 170L198 169H196V172H197ZM209 169H207V171H208ZM217 170V171H216ZM225 170H226V172H225ZM231 170V171H232ZM112 171V170H111ZM141 171V170H140ZM170 171V170H169ZM169 171H167V172H169ZM175 170H173V172H174ZM180 171V170H179ZM179 171H177V173H176V176H177V174L178 173H181V171H184V170H182L181 169V171L179 172ZM186 171V170H185ZM192 171H194V170H192ZM231 171H229V173L231 172ZM113 172V171H112ZM131 171H129V173H130ZM144 172V171H143ZM148 172V171H147ZM157 172H158V170H157ZM171 172V171H170ZM173 172H172V174H173ZM176 172V171H175ZM202 171H200V176L202 177V178H204L202 175V173H204V172H202ZM258 172H259V174H258ZM261 172V173H260ZM123 173H124V175H123ZM132 174H130V176H132L135 172H131ZM145 173V172H144ZM150 173V172H149ZM184 173V172H183ZM182 173V174H183ZM190 173V175L188 176V178H190V176H191V171L189 172ZM188 173V171H186V175L187 174H189ZM198 173V172H197ZM208 173V172H207ZM207 173H206V175H207ZM168 174V173H167ZM171 174V173H170ZM175 174V173H174ZM182 174H178V175H180V176H182ZM193 174L195 175L196 173H194L193 172ZM192 174V175H193ZM236 174V175H237ZM250 174V175H249ZM110 175H113V178L111 179L113 182H115V183H117L118 182V179H116V176H114V174H110ZM120 175L118 176L119 178H120V180H122V179H125V178H121L120 177ZM127 175H128V173H127ZM145 175V174H144ZM160 175V174H159ZM197 175V174H196ZM195 175V176H196ZM225 175H220V176H217V177H220L219 178V181H222L223 179H222V177H224ZM231 175H233L232 173H231ZM140 176V175H139ZM143 176V175H142ZM151 176V175H150ZM179 176V177H180ZM211 176L212 175H210L209 177L211 178ZM222 176V177H221ZM227 177H225V183L227 182V184L226 185H228V181L231 179H229L228 181L226 180V178H228V175H226ZM230 176V175H229ZM129 177V176H128ZM135 177V176H134ZM134 177H132V179L134 178ZM153 177V180H154V176H152ZM168 177H171V178H169V179H172V176H168ZM184 177H185V174H184ZM194 176H192L191 178H190V180L193 178ZM197 177H199V176H196V177H194V179H196ZM231 177V176H230ZM131 177H129V180H131L130 179ZM137 178V177H136ZM144 178L145 177H143V180H144ZM159 178V177H158ZM161 178V177H160ZM181 178V177H180ZM186 178V177H185ZM200 178V177H199ZM207 178V177H206ZM232 178H233V176H232ZM236 178H238L237 176H236ZM254 178V179H253ZM147 179V178H146ZM149 179H152V178H149ZM184 179V178H183ZM187 179V178H186ZM194 179H192L193 181H194ZM208 179V178H207ZM220 179H222V180H220ZM234 179V178H233ZM247 179H246V181H247ZM127 180H128V178H127ZM128 180V181H129ZM134 180H135V182H134ZM158 180V179H157ZM156 179L154 180V181H157ZM174 180V179H173ZM210 180V179H209ZM123 181V180H122ZM139 181V180H138ZM138 181L136 180V179H133V181L131 182L132 183V186H134L133 184L135 183L136 184V182L138 183ZM145 181V180H144ZM162 181V180H161ZM165 181H166V179L164 180V183H165ZM169 181V180H168ZM186 181V180H185ZM199 181V180H198ZM202 181H203V179H202ZM213 181V180H212ZM232 183H233V181L234 182H236L235 180H230ZM152 182V181H151ZM173 182V181H172ZM195 185L193 186V187H195L194 189L196 190H194V192H195V194H196V192L198 191V194H196L197 196H199L200 194H203L206 198H208L207 196H209L210 197V195H205L204 193H202V192H200V191H203L202 189V187H207L208 186V184H206V183H203V184H206L207 186H202L201 185V183H199L202 187L200 188V187H198V183H197V180H195ZM201 182V181H200ZM210 182V181H209ZM213 182H215V185H216V181H213ZM212 182V183H213ZM224 182H222V183H224ZM248 182V181H247ZM119 183H121V181L119 182ZM119 183H117V184H119ZM129 183V182H128ZM131 183H129L128 185L131 187ZM186 183H187V181H186ZM208 183V182H207ZM211 183V182H210ZM209 183V184H210ZM218 183H220V182H217V185L218 186H216V187H219V184ZM231 183V186L233 185ZM252 183V184H251ZM113 184V183H112ZM111 184V185H112ZM117 184H115L114 185V193L116 192V194L118 193V195H120V188H123L122 186H118ZM138 184H140V183H138ZM144 184V183H143ZM163 184V183H162ZM169 184V183H168ZM167 184V185H168ZM188 184V183H187ZM190 184V183H189ZM197 184V185H196ZM214 184V183H213ZM213 184H211V189H212V186H214ZM123 185H125L124 184V182H123ZM126 186L125 185V187L126 188H124V190L126 191V189H129L128 187L129 186ZM137 185V184H136ZM151 185H153V183L151 184ZM150 185V186H151ZM170 185L171 184H169V187H170ZM225 185V186H226ZM245 185V186H244ZM140 186H142L141 184H140ZM150 186H148V188L150 187ZM223 186H224V184L222 185V188H223ZM224 186V187H225ZM229 186H230V183H229ZM228 186V187H229ZM231 186L228 188V190H234V189H230L231 188ZM136 187V188H135ZM201 189L200 191H199V189ZM215 187V186H214ZM213 187V189L212 190H214L215 188ZM227 187V186H226ZM225 187V188H226ZM232 187V188H233ZM135 188V189H134ZM138 187L137 186H134L133 187V189L134 190H136ZM140 188V187H139ZM138 188V189H139ZM152 188V186L150 187V189ZM220 188H221V184H220ZM262 188H264L263 186H261V189L260 190H262L263 191V189ZM138 189L136 190V191H138ZM144 189V187H142V189H140V191L141 190H143ZM198 189V190H197ZM206 189H208V188H206ZM206 189H204L205 191V193H206V191L208 192V191H211L210 193H212L213 191L212 190H206ZM123 190V193L121 192V195H122V199L121 200H123V202L125 201L127 204L129 203V202H131L132 203V201H130V200H132V199H130L129 201L126 199V197H125V194H127V193H129L130 195H133V194H131L130 192V190H132V189H129V191L130 192H127V193H125V191ZM148 190V189H147ZM165 190V189H164ZM217 190V189H216ZM220 189L218 188V191H219ZM256 190V189H255ZM133 191V190H132ZM150 191V190H149ZM166 191V190H165ZM215 191V190H214ZM217 191V193H223L224 191H226V192H228L227 191V189L225 190V189H221V191L222 192H218ZM142 192V191H141ZM143 192H145V195H147L146 194V191L144 190ZM152 192L153 191H151V194H152ZM170 192V191H169ZM200 192V193H199ZM240 192V193H239ZM125 193V194H124ZM133 193H134V191H133ZM140 193V192H139ZM156 193V192H155ZM158 194H159V192H157ZM171 194H172V192H170ZM169 193V194H170ZM209 193V192H208ZM214 193V192H213ZM225 193V192H224ZM245 193V192H244ZM248 193V192H247ZM255 193V194H254ZM253 194L254 195H252L253 196V198H252V200L254 199V198H256V197H258V199L256 198V199H254V200H258V202L262 205L263 204V202L262 201H264L263 200V198H262V196L264 197V191L263 192H259L260 194L262 193V196L260 195V194H258V192H254ZM129 194H128V196H129ZM148 194L150 195V193L148 192ZM168 194V195H169ZM207 194V193H206ZM140 195V194H139ZM203 195H201V196H203ZM216 195H218V194H216L215 193V195H213L212 196V198L210 197V202L212 203V205L213 204H215L216 202L215 201H219V199H218V197L216 196ZM223 195V194H222ZM225 195H227V194H225ZM224 195V196H225ZM241 195V194H240ZM246 195H249L250 196V193H248V194H245V195H243V193H242V195L241 196H245L246 197ZM255 195H257L256 197H255ZM261 196V202L259 201L260 199H259V196ZM127 196V197H128ZM141 196V195H140ZM143 196H144V194H143ZM162 196H164V195H162ZM196 196V197H197ZM230 196V192H229V195H228V197ZM132 197V196H131ZM149 197V196H148ZM148 197H146L145 198V196L143 197V198H145V199H147ZM168 197V196H167ZM204 197V198H205ZM220 197H221V194H220ZM219 197V198H220ZM240 197V196H239ZM238 197V198H239ZM243 197H242V200L239 198V200H241V201H239L238 199H236V200H238L240 203H243L244 201H243ZM251 197V196H250ZM250 197H248V199L250 198ZM157 198V197H156ZM175 198V197H174ZM214 198V200H213V202L211 201L212 199ZM217 198V199H216ZM223 198H225V197H221L220 199H222V201L224 202V206H225V204L228 206V207H231L229 204V202L227 201V200H223ZM227 198V197H226ZM225 198V199H226ZM128 199H129V197H128ZM133 199H136V198H133ZM158 199V198H157ZM161 199L162 200H160L159 199V201H164L163 200V198L161 197ZM168 199V198H167ZM216 199V200H215ZM137 200V199H136ZM144 200V199H143ZM169 200V199H168ZM167 200V201H168ZM171 200V199H170ZM169 200V201H170ZM206 200H208V199H206ZM244 200H247V197H246V199L244 198ZM144 201H146V200H144ZM222 201H219V202H222ZM248 201H251V198L248 200ZM135 203L137 202V201H134ZM134 202L132 203V204H134ZM150 202V201H149ZM149 202H143L144 204L146 203V206H147V208H149V206L147 205V204H149ZM206 202V201H205ZM219 202H217V203H219ZM227 202L229 203V204H227ZM257 202V203H258ZM122 203V202H121ZM120 203V214H122V213H125V214H127L129 211V213H131V209H132V206H134V205H132V206H129V208L126 206H124L123 204H121ZM139 202H137L136 204H138ZM156 203H158V202H155V204ZM164 203V202H163ZM176 203V202H175ZM197 203V202H196ZM208 203V202H207ZM238 203V202H237ZM259 203L258 204H253V205H250V206H253V208H256L257 207V205L258 206H260L259 205ZM130 204V203H129ZM128 204V205H129ZM154 204V203H153ZM160 204V203H159ZM169 204V203H168ZM181 204V203H180ZM141 205V204H140ZM139 205V206H140ZM157 205V204H156ZM215 205H217V206H219L218 204H215ZM233 205V204H232ZM238 205V204H237ZM236 205V206H237ZM244 204H241L240 206H243ZM136 206V205H135ZM134 206V207H135ZM138 206V205H137ZM145 206V205H144ZM168 206V205H167ZM216 206V207H217ZM220 206H221V204H220ZM219 206V207H220ZM244 206H248V205H244ZM243 206V207H244ZM264 206V205H263ZM131 207V208H130ZM133 207V208H134ZM151 207V206H150ZM156 207V208H155ZM155 207H153L155 210H156V212H157V210H158V207L159 206H155ZM162 207V206H161ZM205 207H207V204L205 205ZM205 207H204V210H206L207 211V209H205ZM218 207V211L219 212H223V211H225L226 209H228V207L224 210V208H223V205H222V207H220L219 208ZM234 207V206H233ZM232 207V208H233ZM239 207V206H238ZM243 207H241V208H243ZM139 208V207H138ZM143 208V205H141V207L139 208L140 210ZM153 208H150V209H152L153 210ZM213 208V207H212ZM221 208H223V209H221ZM232 208H231V211H232ZM245 208V207H244ZM260 208V207H259ZM136 209V208H135ZM162 209H163V207H162ZM168 209V208H167ZM177 209V208H176ZM230 209V208H229ZM239 209V208H238ZM248 209V208H247ZM261 209H263V208H260L259 209V211L258 212H262V211H260ZM136 210H138V209H136ZM147 210V209H146ZM149 210V209H148ZM152 210H151V212H150V214H149V211H147L146 212V214L148 215H150V217L152 216L151 215V213H155L156 214V212H155V210L152 212ZM223 210V211H222ZM241 211H242V209H240ZM240 210H237L236 209V211H240ZM244 210V209H243ZM249 210V209H248ZM250 210H254V209H250ZM250 210H249V212H250ZM143 211V212H142ZM161 211H163V210H161ZM218 211H217V214L218 215H220V213H218ZM228 211H230V210H228ZM231 211H230V213H231ZM240 211V212H241ZM245 211V210H244ZM263 211H264V209H263ZM138 212H139V210H138ZM167 212V211H166ZM177 212H178V210H177ZM227 212V210L225 211V214L228 216V215H230L229 214V212L228 213H226ZM246 212V214H247V210L245 211ZM252 212V213H251ZM249 214L250 215H252V214H254L253 212L254 211H251ZM119 213V212H118ZM128 213V214H129ZM133 213H136L135 212V210L133 211ZM143 213H145V210H144V208H143V210H141V213H138L137 215H140V214H143ZM160 213V212H159ZM204 213V212H203ZM208 213V212H207ZM224 213V212H223ZM241 213H243V215H245L244 214V212H241ZM241 213H238V216L240 217L242 214ZM263 213V212H262ZM132 214V213H131ZM167 214H169V212L167 213ZM225 214L223 215V216H225ZM232 214H233V212H232ZM241 214V215H240ZM264 214V213H263ZM136 215V214H135ZM134 214H133V216H135ZM149 215H148V217L146 216H142V215H140L138 218H135L134 220H135V222H133V223H135L136 225V228H146V230H147V233L146 232H144V233H146V235H144V239H145V242H146V245H149V246H151L152 248L150 249L151 250V252L153 253V251H152V249H155L154 250V252L155 253H157L158 251H163L164 252V250L163 249H165V248H169V247H167V244H165L164 243V241H162L161 239H159L158 238V236H159V234H162V233H164L165 231H164V229H166L165 227H166V223H165V220H164V222L163 221H161L160 223L159 222H154L155 220H150V217H149ZM217 215V216H218ZM233 215H235V214H233ZM242 215V216H243ZM131 217H132V215H130ZM129 216V217H130ZM159 216V215H158ZM207 216V215H206ZM216 216V215H215ZM222 216V214L220 215V217H219V220L223 217ZM227 216H225V218H226V220H227ZM230 216H232V215H230ZM235 216H237V215H235ZM241 216V217H242ZM248 216V215H247ZM256 216V214L254 215V216H252V217H255ZM128 217V218H129ZM129 218L130 220H132L133 221V217L132 218ZM136 217V216H135ZM154 217V216H153ZM161 217V216H160ZM168 217V219H169V215L167 216ZM182 217V216H181ZM233 217V216H232ZM238 217V219L237 220H239L240 218ZM251 216H249V217H247V219L249 218L250 219V221L252 220V218H250ZM152 218V217H151ZM172 218V217H171ZM179 218H180V216H179ZM192 218V217H191ZM205 218V217H204ZM211 218V217H210ZM224 218V219H225ZM234 218V217H233ZM246 218V217H245ZM245 218H243L242 217V219H244V221L242 220L241 222H244L243 224H245L246 223V221H247V226L249 225V226H253L255 223L254 222H256V225H257V223H259L260 224V226H258V227H261V229L262 228H264V222L261 220V222L262 223H260V222H257V221H254L253 220V225H251L252 224V222H250L249 220H247V219H245ZM155 219V218H154ZM162 219V218H161ZM181 219H185V218H180V221H181ZM195 219V218H194ZM193 219V220H194ZM203 219V218H202ZM229 219H231L232 220V218L230 217H228V220ZM236 219V217L233 219V221ZM179 219H178V217H177V219H174L173 221V223L174 224H176L175 222L177 221V224H180V221H178ZM187 220L188 221H186V224H185V221L184 222H182V223H184L185 225H187V227H188V223L190 224V222H189V220H191V219H188L187 218ZM206 220V219H205ZM214 220V219H213ZM223 220V219H222ZM227 220V221H228ZM231 220H229V223H230V226H228L227 228V236L224 238V240H223V243L225 244V243H229V241H230V239H232V237H236L235 235H236V233L237 232H240V231H237V224H240V221H238L237 222V220H236V222L235 223H237V224H232L233 223V221L232 222H230ZM246 220V221H245ZM256 220H258V219H256ZM160 221V220H159ZM208 221V220H207ZM215 221V220H214ZM217 221V220H216ZM258 221H260V220H258ZM172 222V221H171ZM193 222V221H192ZM195 222V221H194ZM194 222L192 223V226H193V224H194ZM206 222V221H205ZM225 222V221H224ZM224 222H217V224L215 225L216 226V228L218 227V226H220V225H224L225 227L227 226L226 224H228V222H226V224H224ZM251 223V224H249V223ZM164 223V224H163ZM207 223V222H206ZM209 223H211V222H209ZM214 223H216V222H214ZM176 224V226H178V228H179V226L180 225H182V224H180V225H177ZM242 223L240 224V225H243ZM258 224V225H259ZM170 225V224H169ZM256 225H255V227H254V229H256L257 227H256ZM214 226V227H215ZM245 226V225H244ZM247 226H245V227H247ZM248 226V229H250V227ZM220 227H222V226H220ZM177 228V230H179ZM205 228H206V226H205ZM216 228H214V229H216ZM241 228H243V226L241 227ZM168 229V228H167ZM186 229V228H185ZM191 229H192V227H191ZM210 229V228H209ZM213 229V228H212ZM240 229V228H239ZM247 228H246V230H248ZM224 229H222V231H223ZM226 230V229H225ZM242 230V229H241ZM243 230H245V228H243ZM245 230V232L243 231V232H241V233H237V234H241V245H244L245 246V244H247V246L246 247H248V250L250 251V253H247L246 251V253L249 255V256H247V254H246V256L248 257V262H249V260H250V262H252L253 260L255 261H257L258 259H259V261H262V264H264V245L261 243V241L259 242L258 240V238H259V236H258V238L256 239V241H257V243H258V245L260 246V247H257L258 245H256V241H255V239L253 240V239H251V237L249 236V234L247 235V234H245L247 231ZM252 230H253V227H252ZM263 230V229H262ZM261 230V232H264V231H262ZM176 231V230H175ZM211 231V230H210ZM143 232V231H142ZM192 232V231H191ZM220 232V231H219ZM143 233V234H144ZM201 233V232H200ZM212 233H213V231H212ZM224 233H226V232H224ZM248 233H250V235H251V230L248 232ZM256 232H252V235L253 234H255ZM170 234V233H169ZM189 234H191V233H189ZM188 234V235H189ZM217 234H218V232H217ZM257 234H259V233H257ZM261 234V233H260ZM264 234V233H263ZM222 235V234H221ZM256 235V234H255ZM191 236H194V235H189L188 237H187V239H182V240H184V242H186L187 240H189L190 241V239H188V238H190ZM199 236H200V234H199ZM240 236V235H239ZM239 236H238V239H239ZM254 236V235H253ZM262 235H260V237H261ZM169 237V236H168ZM186 237H184V238H186ZM257 237V236H256ZM170 238V237H169ZM173 238V237H172ZM171 238V239H172ZM179 238V237H178ZM237 238V237H236ZM262 238V237H261ZM174 239V238H173ZM172 239V240H173ZM207 239V238H206ZM223 239V238H222ZM168 240V239H167ZM175 240H176V237H175ZM173 241V244H174V242H177V240L176 241ZM193 239L191 238V241H192ZM195 240V239H194ZM209 240V239H208ZM237 240V239H236ZM260 240H262V239H260ZM189 241H187L186 243L188 244L189 243ZM196 241V240H195ZM207 240H205V242H206ZM210 241H211V238H210ZM240 241V240H239ZM167 242V241H166ZM169 242V241H168ZM172 242V241H171ZM194 241H192V243H193ZM197 242V241H196ZM214 242V241H213ZM213 242H211V243H213ZM246 242V243H245ZM179 243V242H178ZM209 243V241H207V244ZM211 243H210V245H211ZM216 243V242H215ZM233 243V242H232ZM231 242H230V244H232ZM260 243V244H259ZM263 243H264V241H263ZM190 244V248H191V243H189ZM194 244V243H193ZM202 244H204V242L202 243ZM209 245V246H210ZM213 245V244H212ZM212 245H211V248H213L212 247ZM239 245V244H238ZM261 245H263V248L261 247ZM173 246V245H172ZM176 246H177V244H176ZM186 246V245H185ZM193 246V245H192ZM240 246V245H239ZM148 247V246H147ZM180 247V246H179ZM188 247V246H187ZM207 247V246H206ZM205 247V248H206ZM245 247V248H246ZM257 247V248H256ZM201 249H202V246L200 247ZM208 248V247H207ZM214 248H215V246H214ZM217 248V247H216ZM224 248V247H223ZM230 248H232V247H230ZM241 248V247H240ZM244 248V249H245ZM185 249V248H184ZM195 249V248H194ZM242 249V250H241ZM240 250L241 251H243L244 252V250H243V248H241ZM247 249V248H246ZM169 250V249H168ZM179 250H181V249H179ZM187 250V249H186ZM200 250V249H199ZM209 250H210V248H209ZM213 250H215V249H213ZM219 250V247L216 249V251H218ZM225 249H223V251H224ZM236 250H238V249H236ZM170 251V250H169ZM176 252H178L177 250H175ZM198 251V250H197ZM201 251V250H200ZM206 251V250H205ZM204 251V252H205ZM208 251V250H207ZM211 251H212V249H211ZM256 251V252H255ZM181 252V251H180ZM243 252H242V254H243ZM158 253H160V252H158ZM157 253V254H158ZM167 253V252H166ZM173 253V252H172ZM200 253V252H199ZM197 254L198 256H200L201 255V253L200 254ZM206 253V252H205ZM210 253V252H209ZM208 253V254H209ZM212 253V252H211ZM214 254L216 253V252H213ZM219 252H217V254H218ZM179 254V253H178ZM216 254V256L214 255V259L216 258H218L217 256H222V255H220V254H218L217 255ZM222 254H224V252L222 253ZM226 254H228V253H226ZM239 254V253H238ZM160 255H162L163 256V254H161L160 253ZM173 255V254H172ZM189 255V254H188ZM202 255H205L206 256V254H203V252H202ZM201 255V256H202ZM210 256H213L212 254H209ZM165 256V255H164ZM163 256V257H164ZM170 255H168V257H169ZM174 256H176V255H174ZM174 256H172V258L174 257ZM179 258H180V256L179 255H177ZM197 256V257H198ZM208 256V255H207ZM228 256V255H227ZM237 256V255H236ZM259 256V258H257L256 259V257H258ZM162 257V258H163ZM168 257H167V259H168ZM171 257V256H170ZM169 257V258H170ZM178 257H177V260H178ZM189 257V256H188ZM194 257V256H193ZM204 257V256H203ZM202 257V258H203ZM224 257V256H223ZM229 257H230V255H229ZM229 257H224L225 259H227V258H229ZM233 256H231L229 259H231ZM246 257V258H247ZM171 258V259H172ZM183 258V257H182ZM195 258H196V256H195ZM199 259H200V257H198ZM198 258H197V261H198ZM202 258H201V260H202ZM205 258V257H204ZM207 258H209V256L207 257ZM206 258V259H207ZM210 258H212V257H210ZM209 258V259H210ZM222 258V257H221ZM220 258V259H221ZM223 258V259H224ZM261 258H262V260H261ZM164 259V258H163ZM163 259H161V261H163ZM166 259V256H165V261L167 260ZM174 259V258H173ZM172 259V260H173ZM184 259V258H183ZM183 259H182V261H183ZM192 259V258H191ZM194 259V258H193ZM209 259H208V262H209ZM160 260V259H159ZM171 260V261H172ZM177 260H175V261H177ZM181 260V259H180ZM196 260V259H195ZM213 260V259H212ZM218 260V259H217ZM246 260V261H247ZM165 261L164 262H162V264H164L165 263ZM175 261H173V262H175ZM185 261V260H184ZM197 261H195V264H196V262ZM210 261H211V259H210ZM214 261V260H213ZM226 262L228 261V260H225ZM225 261H218V262H221V263H219V264H222V262L224 263ZM231 261V260H230ZM230 261H228V263L230 262ZM236 261V260H235ZM238 261H240V257H239V259H238ZM160 262V261H159ZM179 262H181V261H179ZM201 262H206L204 259H203V261H201ZM212 262V261H211ZM231 262H234V260L232 259V261ZM230 262V263H231ZM166 263H168V264H171L172 262H169V260H167L166 261ZM178 263V262H177ZM191 263V262H190ZM193 263H194V261H193ZM197 263H199V264H202V263H200V262H197ZM215 263H217L216 261H215ZM228 263H226V264H228ZM229 263V264H230ZM235 263H237V262H235ZM173 264V263H172ZM175 264H176V262H175ZM180 264H183V263H180ZM186 264V263H185ZM187 264H189V263H187ZM204 264V263H203ZM206 264V263H205ZM208 264H210V263H208ZM232 264V263H231ZM252 264V263H251ZM260 264H261V262H260Z\"/></svg>",
    "mask_w": 264,
    "mask_h": 264
}]
</instances>
